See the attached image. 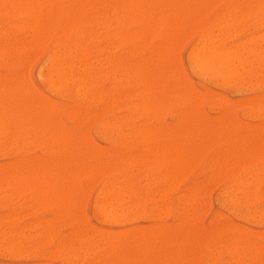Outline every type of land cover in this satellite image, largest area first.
Listing matches in <instances>:
<instances>
[{"label": "rangeland", "instance_id": "obj_1", "mask_svg": "<svg viewBox=\"0 0 264 264\" xmlns=\"http://www.w3.org/2000/svg\"><path fill=\"white\" fill-rule=\"evenodd\" d=\"M23 1L24 0H22V1L20 0V1L16 2L14 0V2H13L12 0H9L7 2V0L6 1L0 0V85H1L0 86V89H1L0 90V92H1L0 93L1 94V96H0V98H1L0 99V109H1L0 110V112H1L0 119H2L0 121V128H1L0 129V173H1V175H0V179H1V181H0L1 182L0 196L2 197V198L0 197V252H1L0 253V264H114L115 261H116L115 264H137V263L142 264V262H143V264H144V262H145V264H175V263L176 264H210V263L211 264H255V263L256 264L257 263L258 264H261V263L264 264V262H263L264 258L262 257L264 255L263 254V252H264V217H262V215L264 216V213H263V211H264V188L261 187V186L264 187V164H263L264 163V146L262 147V145L264 143V133H262V132H264V62H263L264 61V59H263V57H264V55H263V53H264V0H190V1L185 0V5H184V0H182L183 2L181 1L182 3L181 2L179 3L180 0H169V1L164 0L163 4H162L163 6H161L162 0L161 1L160 0H154V2H153V0H147V1L142 0V2H141V0L140 1L139 0H137V1L136 0H115L117 6L115 5L114 0H113V2L111 0H108V2H107V0H105V2H104V0H94L93 2H91L92 0H76V1H78V4L76 3L75 0L74 1L69 0L70 2L68 0H66V2H65V0H50L48 2L47 6H46V3L42 2L43 3L42 5L43 6L45 5V7H48V8H45L46 9L45 14H44L45 10L42 8V11H44V12L42 13L40 11L41 12L40 14L41 15H47L49 12L50 13H49V15H47L48 20L45 21L47 26L44 25L45 22H43V24H42L39 21V24L40 25L42 24L40 26L41 28H39L41 31L38 29V23H37L39 20V18H38L39 16L37 17V15L39 13L38 12L36 13L33 10H32L33 12H30L32 8L31 9L29 8L30 10L28 11V7H33L37 3H39L38 0H30V1L25 0L24 2ZM67 1H68V3H67ZM71 1H72V4H71ZM82 1H84V3H86V5ZM101 1H102V3H101ZM109 1H110V3H109ZM119 1H120V3H119ZM125 1H126V3H125ZM29 2H30V4H29ZM51 2H52V4H51ZM53 2H54V4H53ZM58 2L59 3L61 2V4H59ZM122 2L125 4L124 6H123ZM127 2H128V4H129V2H132V4L134 3V5L130 4L132 6V8L130 5H127L128 8L129 7L131 8V9L129 8L130 13H131L130 16L132 15V11L135 12L137 7H140V6H138L139 2L142 3V5L141 4L140 5H141L143 11H144V7L146 10V6L149 5L147 8V9H149V11H147V12L148 13L150 12V13L147 14V12L145 13V11H144V14H146V16H144L143 12H141L142 9L140 8L141 10L138 9L140 14L138 15L137 12H135L134 14H136V16L133 15L134 19L132 18V21H131L128 18L129 11L127 12V15L125 12ZM143 2H144V4H143ZM164 2H165L166 7L168 5L171 7L172 10L173 9H174V11L176 10L175 13L170 9V7L164 8L165 9L164 10L163 9ZM177 2H178V5H177ZM250 2H252V3H250ZM20 3H21V5H20ZM79 3H80V6H79ZM91 3H93V7H91L92 6ZM100 3H101V5H100ZM112 3L114 5L111 6V11H110V5ZM154 3H156V5ZM74 4L75 5L77 4L78 8ZM135 4H136V6H135ZM16 5H17V7H16ZM69 5H70V8H69ZM72 5H74V7H72ZM83 5L86 7H84ZM107 5H108V8H106ZM144 5H146V6H144ZM173 5H175V7ZM182 5L185 7H182ZM190 5H192L191 8H189ZM5 6H7L8 8ZM114 6L118 9H115ZM120 6H123V7L120 8ZM157 6L158 7L161 6L160 9H162V11L164 10L163 13L166 14L165 15V18H166L165 21H164V15L161 12V10H160L161 18H160V15H158V11L156 12ZM198 6H200L201 8L200 7L198 8ZM237 6H238V8H237ZM250 6H251V8H250ZM3 7H5L8 10V12L5 10L3 11V9H5ZM10 7L12 8V10ZM23 7H24V10H23ZM53 7H55V8H53ZM71 7H72V9H71ZM192 7H193V9H192ZM245 7H247V8H245ZM17 8L19 9V13H18ZM76 8H77V10L75 12ZM93 8H94V10H93ZM152 8H154L155 11L152 10ZM168 8L170 9V13L172 11L173 14L168 13ZM20 9H21V11H20ZM47 9H51V10L48 11ZM58 9L60 11H58ZM67 9H69V11ZM108 9H109V12H108ZM13 10H14V13H13ZM34 10H36V9L34 8ZM66 10H67V12H66ZM105 10H106V15L108 13V16H105ZM121 10H122V12H121ZM157 10H159V9L157 8ZM9 11H10V13H9ZM53 11H55V12L53 13ZM79 11H80L81 16L79 15ZM84 11H87V12H85L86 13L85 16L83 13ZM123 11H124V14L126 16L123 15ZM178 11H179V13H178ZM74 12H75V14H74ZM117 12H121L120 17H122L123 19L120 20V18H119L120 13L118 14ZM153 12H154V15H153ZM155 12L158 16L155 14ZM58 13L60 15H58ZM98 13H99V15H98ZM151 13H152V15H151ZM176 13L179 15L177 16ZM220 13H221V15H220ZM235 13H238L239 16H236ZM33 14H35L36 16ZM64 14H65V16H64ZM67 14H69V15H67ZM86 15H87V17H86ZM117 15H118V18H116ZM137 15H138V18L140 17V20L141 19L143 20V16L146 17V19L144 18V20L146 22L145 27L143 28L144 31L141 28V26L139 25L143 21L141 20L140 23L139 22L137 23L135 21L137 18ZM167 15H168V17H167ZM33 16H35V17L33 18ZM56 16H57V18H56ZM152 16L155 17V18H153V21H152ZM58 17H59V21H58ZM106 17H107V19H106ZM147 17H148V19H150L151 27H149L150 22L148 21ZM169 17H170V21L168 19ZM30 18L32 19L31 21H30ZM51 18H52V20H51ZM87 18L89 20H93V21H89ZM110 18H111V20L114 18L116 20V22H115L116 24H114V20H112V22H110ZM69 19H71V21H69ZM102 19H104V20L102 21ZM154 19H155V23H154ZM216 19H217V23H216ZM75 20L78 23L74 24ZM84 20H85V22H84ZM32 21H33V23H32ZM108 21H109V23H108ZM133 21H135V23ZM27 22H30L31 24L28 25ZM48 22H49V25H48ZM122 22L124 25L122 24ZM152 22H153V26L155 27V30L152 26ZM26 23L28 26L24 27V24L26 25ZM83 23H85L84 26H83ZM117 23H118V26H117ZM163 23L165 25H163ZM171 23L173 24V27H172ZM51 24H53L54 26H51ZM88 24H90V25H88ZM109 24H110V26H109ZM157 24H158V26H157ZM170 24H171V27H170ZM33 25H34V29H33L34 32H32V30L30 31L28 29L30 26L33 28ZM62 25H64V26H62ZM97 25H99L98 28H96ZM103 25H105V28ZM162 25L164 26V28ZM215 25H216V27H214ZM111 26H115L116 32L114 31V27H111ZM156 26L158 28H156ZM168 26H169V28H168ZM217 26H219V28L222 27V32L221 31L218 32L219 30H218ZM36 27L38 30L36 29ZM54 27H55V29H54ZM61 27L63 28V30ZM109 27H110V30L108 31ZM46 28H48L47 31H46ZM103 28H104V31H103ZM118 28H120V30ZM148 28H150L152 30H150ZM173 28L175 30V33L173 32ZM121 29H122V31H121ZM27 30H28V32H27ZM140 30H142V32ZM36 31H37V33H36ZM95 31H96V33H93ZM180 31H181V33H180ZM30 32H31V34H30ZM44 32H46L45 35H44ZM64 32H65V34H64ZM109 32H110V34H108ZM111 32H112V34H111ZM121 32H122V34H121ZM132 32H133V34H132ZM135 32H137V34ZM140 32L143 33V35H141ZM224 32H226V33H224ZM32 33H33L34 37H33ZM38 33L40 36L39 35L36 36ZM116 33L117 34L119 33L120 35L119 34L117 35ZM124 33H125V35H127V34L129 35V33H131V35L125 36V38L127 37V39H125L126 44L123 42L124 36H121ZM214 33L215 34L218 33V34L215 36ZM221 33H223V34H221ZM96 34L98 36H96ZM101 34H103V35H101ZM134 34H136V35H134ZM163 34H165V35H163ZM41 35H42V38H41ZM46 35H48L47 37L51 36V37H49L50 40L47 39ZM53 35H55V38ZM56 35H58V38H56ZM60 35L63 39L61 37H59ZM79 35H81V36H79ZM133 35H134V37H133ZM168 35H169V37H168ZM131 36H132V39H131ZM32 37L34 40L32 39ZM78 37H80V38H78ZM118 37H120V39ZM170 37H172L171 40H170ZM15 38L16 39L19 38L20 43H21V41H22V43L20 44L19 40H17L18 43L15 42L16 41ZM23 38L25 40H26V38H28V40L30 38V41L27 40L25 43ZM37 38H38L39 42L36 41ZM39 38H40V40H39ZM140 38H141V40H140ZM208 38H209V40H208ZM219 38H220V40L218 41ZM46 39L48 41H46ZM206 39L208 40V42L206 41ZM213 39H215V40H213ZM8 40H9V42H8ZM31 40H33V41H31ZM76 40H79V41L76 42ZM167 40H168V42H167ZM172 40H173V44H170V41L172 43ZM64 41H65V43H64ZM68 41H69V43H68ZM70 41H72V43ZM217 41H218V43L216 44ZM4 42H5V44H3ZM27 42H30V44H32L31 42H33L32 45L34 46V48L29 43L27 44ZM40 42H41V44H40ZM121 42L123 43L122 45H121ZM16 43H17V45H16ZM24 43L26 44V46ZM50 43L53 45V47ZM62 43L65 45H63ZM75 43H76V45H75ZM132 43H134V44H132ZM214 43L216 44L215 50L217 52L223 54L222 55L223 57L226 56L227 59L220 57V58H223V59H221L220 62H218L220 59V58H218V61L210 63L211 66L209 64H208L209 66L206 64V66L208 68L211 67L210 69H208L207 67L205 68V63H202L199 61L200 59L198 60V63H197V61H196L197 57H198L197 54H200L201 47H203V45L204 46L207 45L206 47L209 46V48H213V46L215 45ZM245 43H246V45H244ZM35 44H37V45H35ZM42 44L43 45L46 44V45L43 46ZM66 44L68 45L67 47H66ZM15 45H16V47H15ZM22 45H23V47H22ZM143 45H144V47H143ZM160 45H161L162 51L160 50V48L157 49ZM54 46H55V48H54ZM61 46H62V48H61ZM1 47H2V49H1ZM10 47H12V48H10ZM56 47H57V49H56ZM64 47H65V51L63 49ZM72 47H73V50H71ZM98 47H99V49H98ZM53 48H54V50H53ZM102 48H103V50H101ZM105 48H106V50L107 49L108 50L105 51ZM192 48L193 49L198 48V49H200L199 50L200 52L199 51L196 52L197 50H195V49L193 51ZM261 48H263V50H261ZM254 49L256 52L259 51V54H258V52L256 54ZM259 49L261 50V55H260ZM59 50L61 52L64 51L66 53L64 59H65V63L68 62V64L66 63V65H65V66L68 65V70L66 67V70L64 72V76L66 74L64 86H61L60 88L56 87L54 90V88L51 87L49 82L47 81L46 76L44 77V74L47 75V73H48L47 72L48 66L52 62V59L50 61V58L54 57V53H56V54L59 53ZM68 50H69V56L70 57L67 55ZM155 50L157 51L156 52L157 55H154ZM6 51H8V52H6ZM262 51H263V53H262ZM33 52L36 55H34ZM254 52H255V56H254L255 58L253 57ZM71 53L74 55H77V56H75V59H74V55L71 56ZM236 53H237V55H236ZM14 54H15V56H14ZM158 54H159V56H158ZM193 54H194V57H193ZM146 56L148 58V60H147L148 62L145 61L147 59ZM148 56H150V57H148ZM21 57H22V59H21ZM26 57H27V59H26ZM164 57H165V59H164ZM251 57H252V60H251ZM5 58H6V60H5ZM31 58L34 61L31 62V60H32ZM107 58H108V60H107ZM194 58L196 60H194ZM239 58H240V60H239ZM253 58L256 61L253 60ZM261 58H262V60H261ZM9 59H10V61H12V63H9L10 62ZM76 59H77V61H76ZM115 59H116V61H115ZM169 59H170V61H169ZM191 59H193V60H191ZM71 60H72V62H71ZM190 60H191V63H190ZM195 61H196V64H195ZM225 61H226V63H225ZM230 61H231V63H230ZM192 62H194V63H192ZM228 62H229V65H228ZM216 63H217V66H216ZM219 63H220V65L223 63V65L220 66ZM73 64H75V65H73ZM91 64H92V66H91ZM97 64H99V65H97ZM193 64H195V66H193ZM202 64H203V66L201 68V71H199V69H200L199 66H201ZM232 64H235V65L237 64L236 65L237 69H235L236 74L234 73V71H232V70H234V67L232 66ZM76 65H77V67H76ZM105 65H107L108 68L107 67L104 68ZM191 65L193 66L192 68L190 67ZM213 65H214L215 70H213V67H212ZM230 66H231V68H228ZM69 67H70V69H69ZM94 67H96V68H94ZM223 67H225V68H223ZM83 68H85V69H83ZM217 68H218V70H217ZM227 68H228V70H227ZM81 69H82V71H81ZM113 69H114V71H113ZM192 69L193 70L195 69V73ZM204 69H207L206 72L207 73L209 72L208 75L204 71ZM106 70H108L107 75L105 74ZM196 70L198 71V73H196ZM66 71H67V73H66ZM84 71H85V73L83 74ZM103 71H104V74H103ZM213 71H214V73H215V71L218 73V74H216L217 79H216V76H212V75H215L213 73ZM121 72L124 75H127L128 77L124 79V75ZM126 72H128V73H126ZM129 72H130V74H129ZM149 72H150V75L148 76ZM153 72H154V74H153ZM200 72L202 74L201 77L199 76ZM100 73H102V76ZM230 73H231V76H230ZM77 74H78L79 80L77 78ZM96 74L97 75L99 74V79L97 78ZM144 74H146V75L144 76ZM197 74H199V75L196 76ZM224 74H226V75L228 74V77L224 76ZM233 74H235L236 76H234ZM103 75H105V77ZM132 75H134V76L132 77ZM139 75H140V77H139ZM221 75H223L224 77ZM8 76H9L10 82H9V80H8V82L6 81ZM27 76H28V78H27ZM69 76H71V77H69ZM130 76L132 78H130ZM219 76H220V78H218ZM91 77H93V78H91ZM199 77L201 78L200 80H199ZM211 77L212 78L214 77L213 78L214 80L210 79ZM234 77H236V80L233 81ZM74 78H76L77 81ZM82 78H84V79L80 80ZM103 78H104V80H103ZM222 78H223V80L226 78V80H224L225 86H223ZM231 78H232V81H231ZM21 79H22V81H21ZM215 79H216V81H215ZM94 80H95V83H94ZM2 81H3V84L5 87H6L5 82L8 85L7 88L3 87L4 92L2 90V84H1ZM12 81L13 82L16 81L15 83H13L14 85L11 84ZM23 81H25L27 85L25 84V82H24V84H22ZM79 81H81V83ZM249 81H251V82H249ZM68 82H70V83H68ZM148 82L150 83V85L148 84ZM248 84H250L251 86ZM69 85H70V87H69ZM147 85H149V86L147 87ZM15 86L17 88H15ZM18 86L20 87V89H18L19 88ZM21 86H23V91H22ZM85 86H86V88H85ZM89 86H90V88H89ZM153 86H154V88H153ZM242 86H244V87H242ZM13 87L16 90H14ZM146 87L148 90L146 89ZM116 88H118V91ZM12 89L14 90V92ZM154 89H155V92H153ZM33 90H34V92H32ZM60 90H61V92H60ZM102 90H103V93L101 92ZM106 90H107V92H106ZM145 90L148 91V92H146V94H145ZM149 90H150L151 94H150ZM15 91H16V93H15ZM27 92H29L30 94L29 93L27 94ZM109 92H111L112 97L110 96ZM137 92L139 94H137ZM187 92H188L189 97H187L188 96ZM62 93H64V94L62 95ZM77 93H78L79 97H78ZM79 93H81V94H79ZM177 93L180 95V97ZM23 94H24L25 98H24ZM31 94H32V96H31ZM87 94L90 96H88ZM184 94H185L184 98L186 101L183 100ZM11 95H13L12 96L13 99H12ZM15 95H16V97H15ZM29 95H30V97H29ZM34 95H35V97H34ZM190 95H191V98H193V100H195L194 98H196L195 101L197 104L194 103V101H192V100L188 101V100H190ZM22 96L24 99L22 98ZM65 96H66V99H65ZM85 97L86 98L89 97L88 98L89 101L85 100ZM90 97H91V99H90ZM116 97H117V99H116ZM150 97H151V101H150ZM180 98H181V101H180ZM2 99H4L3 100L4 102L6 101L5 102L6 105L5 104L3 105L4 102L2 101ZM33 99H34V101H33ZM94 99H96L95 103H94ZM146 99H147V101H146ZM178 99H179V101H178ZM17 100H18V102L20 101L21 103L19 104L17 102ZM91 100H93V102ZM106 100H108V101H106ZM148 100L150 101V105L152 106L151 111H150V109H151L150 105H149L150 108L148 107L149 111L145 109V108H147V104L149 103ZM41 101L43 104L41 103ZM110 101H112V102L110 103ZM179 102H181V104ZM182 102H183V104H182ZM33 103H34V105H33ZM142 103H145L146 107H144V105H142ZM154 103H156L155 106H154ZM15 104H16V106H15ZM192 104H193L194 110H192V108L190 109V107H189V105L192 107ZM10 106H11L12 110H11ZM17 106H19L20 108L19 107L17 108ZM26 106H27V109H26ZM85 106H86V108H85ZM42 107L45 108L46 111H45V109L43 111ZM6 108L8 109L7 111H6ZM9 108H10V110H9ZM23 108H24V110H23ZM15 109L18 110V112ZM41 109H42L43 113H42ZM64 109H65V112L63 111ZM153 109H154V111H153ZM14 110H15V112H14ZM27 110H28V112H27ZM34 110H35V112H34ZM39 110H40V113H42V114L38 113ZM80 110H81V112H80ZM67 111H68V113H66ZM78 111H79V113H78ZM187 111L190 113V115ZM73 112H75V113H73ZM185 112H186V116H185ZM44 113H46V114H44ZM50 113H51V115H50ZM182 113H184V115ZM195 113H196V115H195ZM7 114L9 115V117H7ZM14 114H15V116H14ZM37 114H38V116H37ZM67 114H68V116H67ZM69 114H70V116H69ZM82 114H83V116H82ZM42 115H43V118H42ZM44 115H45V118H44ZM16 116H17L18 120H17ZM81 116H82V118H81ZM52 117H53V120H52ZM179 117H180L181 121L178 119ZM188 117H189V120H188ZM9 118H10V120H9ZM94 118H96V122H95ZM190 118L193 121V123H194V121H195V123H197V124L194 123L195 124L194 127L192 126L193 124L190 121ZM6 119L8 121H6ZM19 119H20V121H19ZM119 119H122V122L121 121L118 122ZM177 119L179 120V122H178L179 125H177L178 124L176 122ZM29 120H30V122H28ZM34 120L36 123L34 122ZM38 121H40V123ZM14 122H15V124H14ZM41 122H43V123L41 124ZM47 122H48V124H47ZM100 122L102 124L101 126H100ZM187 122H189V126H188ZM24 123H25V125H24ZM28 123L30 125V128H29ZM37 123L40 126H38ZM98 123H99V127H98ZM180 123H182L181 126L183 127L182 128L183 130L182 129L180 130V128H181ZM2 124H5V127ZM13 124L15 126H13ZM19 124H20V126H19ZM35 124L37 127L36 126L34 127ZM109 124L112 126L109 127ZM8 125L11 127V129ZM22 125L26 126V127L25 128L21 127ZM31 125H33V126H31ZM114 125H115V128H114ZM199 125H201V128ZM174 126L177 127V130ZM179 126H180V128H179ZM6 127H9V128H6ZM14 127H15V129H14ZM16 127H17V129H16ZM33 127H34V130H33ZM41 127H42V130H41ZM107 127H109L110 129L107 130ZM123 127H125V128H123ZM187 127L188 128L191 127L192 131L190 129H188ZM2 128H3V130H2ZM101 129H102V131H101ZM104 129H106V131ZM199 129H200L202 135L199 132ZM206 129H207V131H206ZM11 130H12V132H11ZM54 130L55 131L57 130V133L61 134L60 138L59 137L57 138L58 134ZM109 130H110V132H109ZM123 130H124L125 134H123V132H122ZM136 130H137V132L139 131L138 133L140 135L136 132ZM175 130H176V132H175ZM33 131H34V133L36 132L37 134L36 133L34 134ZM148 131H149V133H148ZM190 131H191V135H190ZM220 131H224V132H222V134L220 135V133H221ZM13 132H14V135H13ZM46 132H47V134H46ZM128 132H130V134H128ZM156 132L158 134H156ZM205 132H207V133H205ZM9 133H10V135H9ZM29 133H30V135H29ZM31 133L33 134L32 137H31ZM50 133H53V134L55 133V135H54L55 137L51 134V139H50ZM134 133L135 134L137 133V135L135 136ZM152 133L153 134L155 133V135H153ZM166 133H167V135H166ZM170 133L173 135H170ZM176 133H177V135H176ZM178 133L180 135L182 134V136L179 137ZM192 133H194L193 136H192ZM198 133L200 134V136ZM41 134H42V137H40ZM63 134H65V135L63 136ZM79 134L81 137L79 136ZM122 134L124 135V137L122 136ZM131 134H133L134 136ZM186 134H187V138L185 139ZM195 134H196V136H195ZM261 134H262V136H261ZM23 135H24V137H23ZM70 135H71V137H70ZM101 135H102V137H101ZM143 135H147V137H149V139L147 137L144 138L145 136H143ZM224 135H225V137L222 138ZM236 135L238 137V143H237ZM151 136H152L153 141L151 140ZM160 136H161V138H160ZM172 136H173L174 140H173ZM258 136H260L262 139L260 137L258 139ZM12 137H13V140H12ZM35 137H36V139L34 141ZM38 137L40 138V142H39ZM44 137L46 138V140L44 139ZM128 137L131 139L128 140ZM140 137H141V139H144V142H143V140H140ZM163 137H164V141H163ZM249 137H250V139H249ZM31 138L33 139V142H32ZM47 138H48V141H47ZM155 138H156V140H155ZM181 138H182V141H181ZM231 138H234V139H231ZM10 139H11V141H10ZM20 139H21V141H20ZM30 139H31V141H30ZM73 139L75 140V142H72V141H74ZM160 139L162 140V142L160 141ZM165 139L167 140V143H166ZM175 139H176L177 143H176ZM184 139H185V142H184ZM197 139L199 140V142L197 141V146H196V140ZM251 139H252V142H251V145H249L250 144L249 140L251 141ZM2 140H3V142H2ZM27 140H28V142H27ZM84 140L86 143L84 142ZM106 140H108V141H106ZM138 140H140L139 143H141V144H138V146L136 148ZM157 140H158V144H157ZM168 140H169V142H168ZM6 141H7V145L5 147L4 144H6ZM63 141H65V142L63 143ZM151 141L153 142V147H152ZM170 141L171 142L173 141L171 145H170ZM239 141L241 143H239ZM255 141L256 142L258 141V143H255ZM260 141H261L262 145L261 144L259 145ZM18 142H19V144H18ZM30 142H31V144L33 143L32 144L33 147H31ZM57 142H58V144H57ZM70 142L72 143V146H71ZM82 142H84L85 144ZM127 142H129V144ZM179 142L180 143L182 142L183 144L179 145ZM233 142H234V144L235 143L236 144L234 145ZM242 142L243 143L247 142V144L244 143V144H246V146H244V144ZM36 143H37V145H36ZM46 143H47L48 148L46 147ZM60 143H61V146H60ZM68 143H70V145H68ZM80 143H82V145H80ZM145 143L148 147H146ZM148 143L150 144V149H149ZM159 143H160V147H158ZM193 143H195L196 148H194ZM2 144H3V146H2ZM22 144H24V145H22ZM62 144H64L63 147L66 150H63V151L61 150L60 147H62ZM154 144H155V146H154ZM161 144H162V146H161ZM177 144H178V146H181V147L176 150V148H178ZM184 144L186 145V147L184 146ZM189 144H190V146H189ZM200 144H201V147H200ZM240 144H241V149L244 150L242 152H241V149L239 148ZM20 145H21V149H20ZM34 145H35V147H34ZM164 145L166 146V150H165ZM169 145H170V147L172 146L171 147L172 150H170ZM187 145H188L189 149H187V152H186ZM191 145H192V147H191ZM230 145H231V147L235 146V148H233V147L231 148V150L233 151L232 153L237 154L238 156L241 154V157L238 158L237 156L235 157L234 154L231 155L229 153L228 150H229ZM256 145H257V147H255ZM15 146H16L17 151L15 150ZM41 146L42 147L44 146L45 149L41 148ZM51 146H52V148H51ZM115 146H118L116 148V150H115ZM132 146H134V147H132ZM142 146H145L148 149H146ZM63 147H62V149H64ZM141 147H142L143 151L141 150ZM156 147L158 148L157 150H155ZM190 147H191V149H190ZM247 147H249L250 149L252 147V149L249 150V149H247ZM1 148L3 150H1ZM7 148H8V150L11 151V153H10V151L7 150ZM118 148H119V150H117ZM123 148H124L125 152H124ZM125 148H127V149H125ZM160 148H161V152H160ZM173 148H174L175 154L178 157H176V155L172 156V154H174ZM181 148H182V150H181ZM238 148H239V150H238ZM52 149H55L54 151H56V152L52 151ZM69 149H70V151H69ZM137 149H138V152H137ZM145 149H146V155L144 154ZM234 149H235V151H234ZM245 149L250 151V155H248L249 153H247L245 151ZM43 150L46 151V154H45V151H43ZM58 150H59V153L62 152V157L60 156L61 154L60 155L58 154ZM126 150H127V152H126ZM158 150H159V156H158ZM178 150H179V153L181 150L182 157H181V154L178 153ZM222 150H223V152H222ZM256 150H257V152H262V153L259 154L256 152ZM12 151H14L13 154H12ZM68 151H69V153H68ZM135 151L137 152V154ZM162 151H163V153H162ZM176 151H177V153H176ZM63 152H64V154H63ZM141 152H143V154L140 155ZM245 152H246V154L244 155ZM113 153L116 154L117 156H114ZM121 153H122V156H121ZM128 153H129V155L127 156ZM152 153H153V155L151 156ZM186 153H187V157H186ZM188 153H191L190 157H189ZM53 154L55 155V157ZM57 154H58V156H57ZM135 154H136V156H138V159L135 156ZM167 154L169 155V157L167 156ZM170 154L172 157L170 156ZM193 154H194V156H193ZM254 154H256V155L254 156ZM258 154H259V156H262V157H260V159H258ZM184 155H185V157H184ZM225 155H226V159H225ZM219 156H221L220 157L221 159L223 157V159L221 160L219 158ZM229 156H230V158H229ZM245 156H247V158H250V160H249L250 163L248 162V159ZM248 156H250V157H248ZM29 157H30V159H29ZM122 157H123V159H122ZM179 157H181L180 161H179ZM188 157H189V159H188ZM232 157H233V163H232V161H229V159H232ZM26 158L31 160L32 163L34 162L35 164H32V163L31 164L35 165L36 168L39 165L43 168H44V165L45 166L47 165L46 168L49 171L46 168H44L45 169L44 171H43V169L40 168V171L38 170L39 171L38 173H40V174H36L35 178H34L35 172H32L33 173V176H32V173L30 174V171H31V168H30V171H28V177L26 179V177L24 175H25V171L27 172L26 164L28 165V162H29V160ZM51 158H52V161L54 160L55 164L58 166L60 164L57 161L60 162V160H61L60 163L62 164V167L60 166L59 169L56 168V170H55V164H54V169L52 171ZM58 158H59V160H58ZM68 158L70 161L68 160ZM117 158H118V160H117ZM155 158H156V160H155ZM162 158H163V160H161ZM167 158H168V160L170 159L169 164L172 166L171 167L172 171L169 168L170 165L168 166V164H166V163L164 164V167H162L164 159H165V162L167 161V163H168ZM173 158L175 159V162L173 161L174 160ZM177 158H178V160H177ZM185 158H186V161H187V159L189 160V164H188V162L185 161ZM242 158H243V160H242ZM245 158H246L247 162L245 160V164L243 165ZM253 158L255 160H252L254 162L252 164L251 159H253ZM261 158H262V160H261ZM21 159L23 160L22 162L20 161ZM130 159H132V161ZM171 159H173V160H171ZM192 159H193V161H192ZM234 159L235 160L239 159V161H243V162H242V164L239 161H236V163H235ZM18 160L20 161L19 162L20 170L17 171V173H19V175L17 173H15L17 168H14V166L18 167V165H17ZM48 160H50V162L47 163ZM65 160H67V162H65V164H67V165L63 164V162ZM133 160H134V162H133ZM182 160L184 161V163H182L183 162ZM215 160H217V161L215 162ZM25 161L27 162L26 164H25ZM136 161H137V163H135ZM171 161H172V163H171ZM222 161H224L225 164H223ZM258 161L261 163H259ZM41 162H42V164H40ZM69 162L70 163L76 162L78 164H76V163L75 164L74 163L68 164ZM123 162H124V164H123ZM128 162L130 164L132 163V165H130V167H129ZM179 162L182 164V166ZM217 162H218V164H217ZM255 162H256V164H255ZM10 163H13V170H12V166H11L12 164L10 165ZM211 163H212V165H211ZM230 163H232L234 165L232 166V165H230ZM14 164H16V165H14ZM146 164H147V167H146ZM186 164H187V172H186ZM226 164L230 166L232 172H231L229 167L226 166V168H225ZM239 164H240V166L242 165L241 168L239 167ZM50 165H51V167H50L51 169L49 168ZM173 165H174V167H173ZM222 165H224V166H222ZM237 165H238L239 169L236 168ZM64 166H65V168H64ZM155 166H158V167H155ZM177 166H179V169ZM35 167L33 166L32 169L33 170L36 169ZM148 167H150V169ZM151 167H152V170H151ZM161 167H162V169H161ZM165 167H166V169L170 170V173L168 170H167V172H166V170L164 171ZM131 168H132V170H131ZM28 169H29V166H28ZM144 169H146V170H144ZM176 169H177V171H176ZM236 169H237V172H236ZM11 170H12V172H14V175L17 176V177L13 176L14 181L16 180L15 182L13 180L11 182V179H13L12 175H11V177L9 175V172ZM57 170L61 171V173L58 172ZM182 170L185 172H183ZM238 170H240V171H238ZM20 171H21V176H20ZM51 171L52 172L55 171V173H57V175H58V173H59V175L60 174L61 175L57 176L53 173L54 174V176H53ZM148 171H149V174H148ZM46 172H49V176H51V178L49 176L45 177ZM108 172H109V174H108ZM177 172H179V173H178V177H176L177 180L175 183V176H177V174H175V173H177ZM239 172H240V174H239ZM50 173H51V175H50ZM163 173H164L165 179L162 176ZM165 173H169V175L172 173V176L170 175V176L166 177ZM236 173H238L237 174L238 176L236 175ZM43 174H44V176H43ZM145 174H147V175L145 176ZM245 174L247 177L245 176ZM6 175H9V178H8L9 181H8ZM22 175H23L24 179H22ZM29 175L32 177H30ZM211 175H213L214 177ZM242 175H243V177H242ZM155 176H156V179H155ZM249 176L252 178L250 179ZM256 176L258 177V179H256L257 178ZM19 177H21L20 182H19ZM54 177L56 179H61V180H58L60 182L62 181V179L64 181V178H66V180L63 182V184L61 183L63 186H65V188H63V186L60 184V182L57 183V180L55 179L56 183L60 184L56 188V184L54 183L55 182L54 179L52 181V178H54ZM158 177L162 178V179L159 180ZM170 177H172V178H170ZM4 178H5V180H4ZM32 178H34V179H32ZM42 178L44 180H42ZM151 178H153V179L151 180ZM25 179L27 181H28V179H30V185H29V181L25 185V183H26ZM45 179L49 180L50 183L52 182L51 183L52 187H51V184H49V182L45 183L46 182ZM118 179H119V181H118ZM148 179H149V181H148ZM166 179L168 181V184H167ZM252 179H254V181ZM37 180H38V182H37ZM153 180L156 181V184H154L155 181H153ZM158 180H159V183H157ZM171 180H172V186H171ZM4 181H5L6 185H5ZM43 181H44V183H42ZM71 181H72V184H71ZM16 182H17V184H16ZM68 182H69V185H68ZM164 182H166V183H164ZM234 182L238 183L237 184L238 186L236 185V188H235V185H233ZM255 182H256V184H255ZM259 182H261V183H259ZM21 183H23V184L21 185ZM64 183H65V185H64ZM119 183H120V185H119ZM9 184L11 185V187ZM41 184H42V189H44V187H45V190H44L45 192H47L50 189V187L52 189H50L49 191L52 192L53 190H55L54 192H52V195L54 196V198L56 200L52 197V195H50V197H49V194H48L49 191H48V193H47L48 197L46 196L47 197L46 199L49 201V203L51 201L52 202L50 204L47 203L48 201L45 202V199L43 197H44V194L46 195V193L44 192V194L42 195L43 191H42V189L41 190L39 189V185L41 187ZM12 185H13V188H12ZM34 185H35L36 191H38L37 194L39 193V195H37V196L41 197L40 196V194H41L44 201H40L42 198L40 200H39V197H38V199L36 198L37 196H35L36 191H34L35 190ZM116 185H118L119 188H117ZM59 186H62L61 189ZM149 186H150V188H149ZM245 186H246V188H245ZM53 187H54V189H53ZM162 187L164 189H161ZM165 187H166V189L168 188L166 194H165V192H166ZM66 188H69V190L67 191ZM103 188H104V190H103ZM234 188H235V190H234ZM243 188H245V190H244L245 192L242 191ZM62 189H64L63 190L64 194L61 196L60 193L62 192ZM65 189H66L67 193H66ZM240 189L242 192L240 191ZM99 190H100V192H102V190L104 192L99 193ZM105 190L106 191L108 190V192H106ZM139 190H140V192H139ZM228 190L231 191L229 193L230 197L228 196V192H229ZM41 191H42V193H41ZM122 191H123V193H122ZM132 191H133V193H132ZM262 191H263V193H262ZM55 192H56V194H54ZM57 192H59V195H60V197L58 196L60 198V199L58 198V200L55 197L58 195ZM77 192H78V194H77ZM117 192L122 196L117 195L118 194ZM225 192H227V195ZM248 192H249V195H248ZM113 193H115V194L113 195ZM232 193H233V196H232ZM240 193H244V194L241 195ZM251 193L253 196H251ZM189 194H191V195H189ZM71 195L73 196V198ZM98 195H100V196H98ZM112 195L115 197V199L113 198ZM187 195L189 198L188 201H187ZM162 196H163V198H162ZM247 196H248V200H247ZM116 197H117V200H116ZM121 197L123 198V200L121 199ZM190 197H192L191 200H190ZM250 197L252 198V200L250 199ZM62 198H64V202H63ZM71 198L73 199V201L71 200ZM108 198H112V200H110V203H108ZM131 198H132V200H131ZM160 198H161V200H160ZM53 199H54V204H52ZM67 199H70V201ZM125 199H127V200H125ZM170 199L173 202L170 201ZM249 199H250V201H249ZM254 199L256 201H254ZM113 200H114V203H112ZM231 200L233 202H230ZM68 201L70 203L72 201V203H71L72 206H71V204L68 203ZM116 201L119 203V205H117L118 203ZM183 201L185 203H183ZM74 202H75V205H74ZM133 202H135V204ZM60 203H61V205H60ZM64 203H65V205H64ZM67 203L69 206L67 205V208H66ZM106 204H108V206ZM133 204H134V206H133ZM104 205H105V207H103ZM55 206H58V208H56ZM98 206H100L99 208L104 209V211L108 210V208H109L108 212L105 211L108 213V215H105V216H107L106 220H104L105 219L104 214H103V216L100 214L101 210L98 208ZM130 206H131V208H130ZM258 206H259V208H258ZM121 207H122V209H121ZM139 208H140V210H139ZM146 208H147V211H146ZM110 209H112L113 212ZM135 209H136V212H135ZM165 209H167V210H165ZM67 210H68V212H67ZM93 210H94V212H93ZM95 210H98L99 216H98V212L96 213ZM132 210H134V212ZM189 210H191V211H189ZM59 211H61V212H59ZM69 211H70V213H69ZM161 211L164 213V215ZM172 212H173V214H172ZM249 212H250V214H249ZM60 213H61V215H60ZM109 213H110V216H109ZM118 213L120 214V217H119ZM146 213L149 215H147ZM186 213H187V216H186ZM161 214L164 217H162ZM191 214H192V216H191ZM257 214L258 215L260 214L259 217ZM122 215L123 216L126 215V217L124 218ZM127 215H128V217H127ZM155 215H156V217H155ZM159 215L161 217H159ZM197 215H198V217H197ZM253 215H254V217H252ZM111 216H112V218H110ZM137 216H138V218H137ZM13 217H15V219ZM186 218H188V220H186ZM129 220H130V222H129ZM14 221H15V224H14ZM118 222H120V223H118ZM9 226H10V228H9ZM163 228H165L166 231ZM222 228H224V229H222ZM11 229H12V231H11ZM17 229L19 231H17ZM20 229H21V232H20ZM149 229L151 231V238L149 237V235H150ZM152 229L154 231H152ZM225 229H228L229 231H227ZM142 230H143V232L145 230V233L147 232V234L143 235ZM155 230H156V232H155ZM6 231H7V233L5 234ZM118 231H121V233H119ZM148 231H149V234H148ZM13 232L15 234L13 235V238H12L11 234H13ZM22 232L24 233L23 237L21 236ZM111 232H112V234H111ZM113 232H115L116 236L114 235ZM116 232H118L117 233L118 235L116 234ZM154 232H155V234L159 233V237H157V234H156V236L152 238V233L154 234ZM219 232L223 236V238L221 237ZM225 233H226V236H225ZM8 234H9V236H8ZM160 234H161V237H160ZM211 234H212V236H211ZM19 235H20V237L18 239ZM25 236H27V238L29 237L28 241H27V238H25ZM106 236H107V238H106ZM144 236H145L146 242H144L145 239L143 240ZM165 236H166V238H168V240L165 238ZM81 237L83 239H81ZM102 237H103V239H102ZM122 237H124V238H122ZM171 237H172V239L175 238V243L173 242L174 240L172 241ZM70 238L73 241V245H72V241ZM73 238H75V241H77L76 243H75ZM100 238H101V240H100ZM126 238L128 239L129 242L126 240ZM157 238H158V241L161 238H163V239L160 240V242H158ZM21 239H23V241L25 243L24 245H23V241ZM78 239H80V241ZM176 239H177V242H176ZM238 239L240 242H242V244L238 241ZM243 239L245 241V243H244L245 248L247 246V243H248V246L251 243V245L249 247L247 246V251H248L247 256L248 257L245 256L246 250H244ZM124 240L126 241V243ZM131 240H132V242H130ZM147 240H148V242H149V240H151L152 244H151V242L147 243ZM165 240H166V243H165ZM231 240H232V242H230ZM233 240H234V242H233ZM18 241H19V243H22L21 246H20V244H18ZM154 241H155V243H154ZM169 241H170V243L168 244ZM5 242H6V244H5ZM161 242H162V244H161ZM14 243H16V245ZM80 243H81V245H80ZM127 243H128V246H127ZM141 243H142V245H141ZM156 243H157V245H156ZM232 243H233V247H234V243L241 244L240 248L238 247V250H237L236 247L238 246V244H235V249L233 250V248H232L231 249L232 252H231L230 246L232 247ZM221 244H223V245L221 246ZM226 244H228V246ZM65 245L67 246L66 249L64 247ZM146 245H148V246H146ZM149 245H150V247H149ZM202 245H206V246H204V248H203ZM214 245H215V247H214ZM141 246H143L142 249H140ZM251 246H252V249L254 251L250 248ZM106 247H109V248H106ZM145 247L148 251H146ZM153 247H154V249H153ZM178 247H179V250H181L180 252L178 250ZM181 247L183 248V250ZM201 247H202V249H201ZM206 247H209L210 249L206 248ZM224 247H225V251H224ZM91 248H93V249H91ZM99 248H100L101 254H98L97 250H99ZM105 248L107 249V251ZM110 248H113V250H111ZM175 248H176V250H175ZM212 248H213V250H212ZM241 248L243 251L241 250ZM6 249H7L8 253L6 252ZM94 249H95V251H94ZM114 249L115 250L117 249L116 250L117 252ZM133 249L135 250V252ZM256 249L258 250V253H256ZM28 250L30 252H28ZM91 250H92V253H88V251H91ZM142 250H144V251H142ZM235 250H236V253H235ZM250 250H251V255L249 256ZM145 251L147 253H144ZM183 251H184V253H183ZM252 251H253V253H252ZM18 252H19V254H18ZM78 252H79V254H78ZM95 252H97V253H95ZM181 252H182V254H181ZM93 253H95V254H93ZM97 254H98V256H97ZM104 254L107 257H105ZM135 254H137L136 255L137 260L135 259V257L132 258V256H135ZM152 254L153 255L155 254V255L152 256ZM209 254H210V256H209ZM259 254H261L262 256L260 257ZM203 255H204V257H203ZM231 255L233 257H231ZM10 256H14V257L11 258ZM76 257L80 260V262L77 263L78 259ZM97 257H99V259ZM117 257H119V259H121V260H118ZM127 257H128V259H127ZM173 257H174V259H173ZM185 257H186V259H185ZM250 257L252 260L250 259ZM116 258H117V260H116ZM75 259H76V262H75ZM106 259H107V261H106ZM170 259H172L173 261H170ZM234 259H236V260H234ZM164 260H165V262H164ZM181 260H182V262H181ZM259 260H261V261H259Z\"/></svg>", "mask_w": 264, "mask_h": 264}, {"label": "bare ground", "instance_id": "obj_2", "mask_svg": "<svg viewBox=\"0 0 264 264\" xmlns=\"http://www.w3.org/2000/svg\"><path fill=\"white\" fill-rule=\"evenodd\" d=\"M5 1H6V0H5ZM8 1H9V0H7V2H8ZM12 1L14 2V0H12ZM15 1L17 2V1H20V0H15ZM21 1H22V0H21ZM24 1H25V0H24ZM24 1H23V2H24ZM29 1H30V0H29ZM49 1H50V0H38L39 3H37L35 6H33V7H28V11L32 8L30 12L35 11L36 13H37V12L39 13V14L37 15V17L39 16V17H38L39 20H38V22H37V23H38V29L41 28L40 26L43 24V22H45L46 20H48V16H47V15H49V13H50V12H49L47 15H41V14H40L41 12H42V13L44 12V11H42V8L45 10L44 14L46 13V9H45V8H48V7H45V5L43 6V5H42V4H43L42 2L46 3V6H47ZM68 1H69V0H68ZM68 1H67V3H68ZM73 1H74V0H73ZM75 1H76V0H75ZM93 1H94V0H92L91 2H93ZM111 1L113 2V0H111ZM136 1H137V0H136ZM139 1H140V0H139ZM146 1H147V0H146ZM160 1H161V0H160ZM163 1H164V0H162V2H161V6H163V5H162V4H163ZM167 1H169V0H167ZM181 1H182V0H180L179 3H180ZM189 1H190V0H189ZM16 2H15V3H16ZM40 2H41V3H40ZM54 2H55V1H54ZM54 2H53V4H54ZM61 2H62V1H61ZM61 2H60V3L58 2V3L61 4ZM65 2H66V0H65ZM69 2H70V1H69ZM82 2L84 3V1H82ZM96 2H97V1H96ZM104 2H105V0H104ZM104 2H103V3H104ZM107 2H108V0H107ZM133 2H134V1H133ZM141 2H142V0H141ZM148 2H149V1H148ZM153 2H154V0H153ZM153 2H152V3H153ZM156 2H157V1H156ZM182 2H183V1H182ZM182 2H181V3H182ZM258 2H259V1H258ZM9 3H10V2H9ZM9 3H8V4H9ZM25 3H26V2H25ZM33 3H34V2H33ZM62 3H63V2H62ZM76 3L78 4V1H76ZM98 3H99V2H98ZM98 3H97V4H98ZM101 3H102V1H101ZM101 3H100V5H101ZM109 3H110V1H109ZM114 3H115V5L117 6L115 0H114ZM119 3H120V1H119ZM122 3H123V2H122ZM125 3H126V1H125ZM134 3H135V2H134ZM134 3L132 4V2H129V4H128V2H127V4H126V8H127V9L125 8V10H126V11H125V12H126V15H127V12L129 11L128 18H129V20H131V21H132V18L134 19V16H136V14H134V13L137 12V14L139 15L140 13H139V10H138V9H140V8L142 9V7H141L142 3L139 2V5H138V6H140V7H137V9H136L135 12L132 11V15L130 16V14H131V13H130V9L132 8V6H131L130 4L134 5ZM166 3H167V2H166ZM169 3H170V2H169ZM250 3H252V2H250ZM16 4H17V3H16ZM29 4H30V2H29ZM51 4H52V2H51ZM63 4H64V3H63ZM71 4H72V1H71ZM77 4H76V5L74 4V5L77 7ZM84 4L86 5V3H84ZM89 4H90V3H89ZM89 4H88V5H89ZM91 4H92L91 7H93V3H91ZM106 4H107V3H106ZM140 4H141V5H140ZM143 4H144V2H143ZM154 4L156 5V3H154ZM171 4H172V3H171ZM189 4H190V3H189ZM261 4H262V3H261ZM13 5H14V4H13ZM20 5H21V3H20ZM23 5H24V4H23ZM65 5H66V4H65ZM67 5H68V4H67ZM74 5H72V7H74ZM113 5H114L113 3L110 5V11H111V6H113ZM124 5H125V4L123 3V6H124ZM127 5H130L131 8L129 7V8H130V9H129V8L127 7ZM147 5H148V4H147ZM158 5H159V4H158ZM177 5H178V2H177ZM180 5H181V4H180ZM184 5H185V0H184ZM231 5H232V4H231ZM31 6H32V5H31ZM49 6H50V5H49ZM55 6H56V5H55ZM79 6H80V3H79ZM83 6H84V5H83ZM89 6H90V5H89ZM123 6H120V8H122ZM135 6H136V4H135ZM135 6H134V7H135ZM144 6H146V5H144ZM148 6H149V5H148ZM148 6H146V10H145V7H144V11H145V13H146L147 11H149V9H147ZM161 6H160V7H161ZM173 6L175 7V5H173ZM191 6H192V5H190L189 8H191ZM194 6H195V5H194ZM5 7H7V6H5ZM5 7H3V8H5ZM14 7H15V6H14ZM16 7H17V5H16ZM64 7H65V6H64ZM72 7H71V9H72ZM84 7H86V6H84ZM91 7H90V8H91ZM100 7H101V6H100ZM114 7H115V6H114ZM160 7L157 6V8H158L159 10H157V8H156V12L158 11V15H160L161 12L163 13V11L165 10L164 8H167V7H170V6L167 5V7H166V6H165V2H164V7H163L164 10H163V11H162V9H160ZM182 7H185V6L182 5ZM199 7H200V6H198V8H199ZM262 7H263V6H262ZM7 8H8V7H7ZM10 8H11V7H10ZM18 8H19V7H18ZM18 8H17V9H18ZM29 8H30V9H29ZM34 8H35L37 11L34 10ZM53 8H55V7H53ZM69 8H70V5H69ZM77 8H78V7H77ZM77 8L75 9V12H76ZM106 8H108V5L106 6ZM200 8H201V7H200ZM224 8H225V7H224ZM237 8H238V6H237ZM245 8H247V7H245ZM250 8H251V6H250ZM14 9H15V8H14ZM17 9H16V10H17ZM26 9H27V8H26ZM73 9H74V8H73ZM83 9H84V8H83ZM115 9H118V8L115 7ZM141 9H140V10H141ZM170 9H171V7H170ZM170 9L168 8V13H170ZM175 9H176V8H175ZM178 9H179V8H178ZM192 9H193V7H192ZM196 9H197V8H196ZM4 10L8 12V10H7L6 8L3 9V11H4ZM11 10H12V8H11ZM23 10H24V7H23ZM32 10H33V11H32ZM47 10L49 11V10H51V9H47ZM61 10H62V9H61ZM67 10L69 11V9H67ZM67 10H66V12H67ZM87 10H88V9H87ZM89 10H90V9H89ZM91 10H92V9H91ZM93 10H94V8H93ZM133 10H134V9H133ZM150 10H151V9H150ZM152 10H154V8H152ZM160 10H161V12H160ZM171 10H172V9H171ZM251 10H252V9H251ZM261 10H262V9H261ZM20 11H21V9H20ZM40 11H41V12H40ZM58 11H60V10L58 9ZM144 11H143V9H142L141 12H143V14H144ZM154 11H155V10H154ZM172 11L175 13L176 10L174 11V9H173ZM172 11H171L170 14H173ZM228 11H229V10H228ZM255 11H256V10H255ZM25 12H26V11H25ZM35 12H34V13H35ZM54 12H55V11H53V13H54ZM71 12H72V11H71ZM75 12H74V14H75ZM85 12H87V11H84V12H83V13H84V16H85V14H86ZM89 12H90V11H89ZM97 12H98V11H97ZM97 12H96V13H97ZM108 12H109V9H108ZM121 12H122V10H121ZM121 12H117L118 14L120 13V15H119L120 20L123 19L122 17H120V16H121ZM156 12H155V14H156ZM225 12H226V11H225ZM244 12H245V11H244ZM9 13H10V11H9ZM13 13H14V10H13ZM18 13H19V9H18ZM27 13H28V12H27ZM149 13H150V12H149ZM149 13L147 12V14H149ZM178 13H179V11H178ZM180 13H181V12H180ZM226 13H227V12H226ZM61 14H62V13H61ZM176 14H177V13H176ZM222 14H223V13H222ZM235 14H236V16H239L238 13H235ZM237 14H238V15H237ZM25 15H26V14H25ZM25 15H24V16H25ZM33 15H35V14H33ZM58 15H60V14L58 13ZM58 15H57V16H58ZM67 15H69V14H67ZM79 15H80V11H79ZM79 15H78V16H79ZM98 15H99V13H98ZM98 15H97V16H98ZM123 15L126 16V15L124 14V11H123ZM123 15H122V16H123ZM133 15H134V16H133ZM138 15H137V18L135 17V18H136L135 21H136L137 23H138V22L140 23V21H141L142 19L140 20V17L138 18ZM151 15H152V13H151ZM153 15H154V12H153ZM156 15H157V14H156ZM158 15H157V16H158ZM163 15H164V21H165V20H166V18H165V15H166V14L163 13ZM178 15H179V14H177V16H178ZM220 15H221V13H220ZM225 15H226V14H225ZM31 16H32V15H31ZM35 16H36V15H35ZM35 16H33V18H34ZM57 16H56V18H57ZM64 16H65V14H64ZM80 16H81V15H80ZM105 16H108V13H107V15H106V10H105ZM144 16H146V14H144ZM144 16H143V20H142L143 22L139 24V25L141 26L142 29L145 27V23H146L145 20H144V18L146 19V17H144ZM170 16H171V15H170ZM180 16H181V15H180ZM227 16H228V15H227ZM49 17H50V16H49ZM62 17H63V16H62ZM68 17H69V16H68ZM86 17H87V15H86ZM130 17H131V18H130ZM141 17H142V16H141ZM167 17H168V15H167ZM182 17H183V16H182ZM63 18H64V17H63ZM83 18H84V17H83ZM116 18H118V15H117ZM153 18H155V17L152 16V21H153ZM160 18H161V15H160ZM160 18H159V19H160ZM175 18H176V17H175ZM53 19H54V18H53ZM67 19H68V18H67ZM80 19H81V18H80ZM87 19H88V18H87ZM106 19H107V17H106ZM106 19H105V20H106ZM138 19H139V20H138ZM147 19H148V17H147ZM168 19H169V21H170V17H169ZM237 19H238V18H237ZM31 20H32V19L30 18V21H31ZM51 20H52V18H51ZM88 20H89V19H88ZM103 20H104V19H102V21H103ZM112 20H114V24H116V23H115L116 20H115L114 18H113ZM112 20H111V18H110V22H112ZM160 20H161V19H160ZM162 20H163V19H162ZM39 21H40V23H42L41 25L39 24ZM58 21H59V17H58ZM69 21H71V19H69ZM86 21H87V20H86ZM89 21H93V20H89ZM89 21H88V22H89ZM135 21H133V22L135 23ZM148 21L150 22V19H148ZM221 21H222V20H221ZM61 22H62V21H61ZM79 22H80V21H79ZM84 22H85V20H84ZM88 22H87V23H88ZM27 23H28V25L31 24L30 22H27ZM27 23H26V25L24 24V27L28 26ZM32 23H33V21H32ZM51 23H52V22H51ZM57 23H58V22H57ZM76 23H78V22L75 20L74 24H76ZM100 23H101V22H100ZM108 23H109V21H108ZM143 23H144V24H143ZM154 23H155V19H154ZM164 23H165V22H164ZM164 23H163V25H165ZM166 23H167V22H166ZM216 23H217V19H216ZM228 23H229V22H228ZM103 24H104V23H103ZM111 24H112V23H111ZM122 24H123V22H122ZM171 24H172V23H171ZM171 24H170V27H171ZM214 24H215V23H214ZM34 25H35V24H34ZM34 25H33V28L30 26L32 29H31L30 27L28 28L30 31L32 30V32H34V31H33V29H34ZM44 25H46V22H45ZM48 25H49V22H48ZM55 25H56V24H55ZM67 25H68V24H67ZM72 25H73V24H72ZM84 25H85V23H83V26H84ZM88 25H90V24H88ZM101 25H102V24H101ZM123 25H124V24H123ZM163 25H162V26H163ZM46 26H47V25H46ZM51 26H54V25L51 24ZM62 26H64V25H62ZM68 26H69V25H68ZM103 26H104V28H105V25H103ZM109 26H110V24H109ZM117 26H118V23H117ZM142 26H143V27H142ZM152 26H153V22H152ZM157 26H158V24H157ZM157 26H156V28H158ZM56 27H57V26H56ZM69 27H70V26H69ZM90 27H91V26H90ZM98 27H99V25H97L96 28H98ZM111 27H114V31L116 32V30H115V26H111ZM149 27H151V22H150V26H149ZM172 27H173V24H172ZM214 27H216V25H215ZM217 27H218V30H219L218 32H220V31L222 32V27H220V28H219V26H217ZM61 28H62V27H61ZM64 28H65V27H64ZM83 28H84V27H83ZM91 28H92V27H91ZM104 28H103V31H104ZM121 28H122V27H121ZM153 28H154V30H155V27H154V26H153ZM163 28H164V26H163ZM168 28H169V26H168ZM36 29H37V27H36ZM36 29H35V30H36ZM38 29H37V30H38ZM54 29H55V27H54ZM93 29H94V28H93ZM118 29L120 30V28H118ZM148 29H150V28H148ZM39 30H40V29H39ZM47 30H48V28H46V31H47ZM62 30H63V28H62ZM94 30H95V29H94ZM109 30H110V27H109L108 31H109ZM150 30H152V29H150ZM214 30H215V29H214ZM40 31H41V30H40ZM82 31H83V30H82ZM98 31H99V30H98ZM111 31H112V30H111ZM117 31H118V30H117ZM121 31H122V29H121ZM140 31L142 32V30H140ZM143 31H144V29H143ZM148 31H149V30H148ZM223 31H224V30H223ZM27 32H28V30H27ZM57 32H58V31H57ZM99 32H100V31H99ZM101 32H102V31H101ZM119 32H120V31H119ZM141 32H140V33H141ZM173 32L175 33L174 28H173ZM213 32H214V31H213ZM213 32H212V33H213ZM36 33H37V31H36ZM49 33H50V32H49ZM81 33H82V32H81ZM91 33H92V32H91ZM93 33H96V31L93 32ZM113 33H114V32H113ZM125 33H126V32H125ZM125 33H124L123 35H121V36H124V41H123L124 43H125V39H127V37L125 38V36H129V35H131V33H129V35H128V34L125 35ZM135 33L137 34V32H135ZM168 33H169V32H168ZM180 33H181V31H180ZM224 33H226V32H224ZM28 34H29V33H28ZM28 34H27V35H28ZM30 34H31V32H30ZM45 34H46V32H44V35H45ZM64 34H65V32H64ZM67 34H68V33H67ZM84 34H85V33H84ZM99 34H100V33H99ZM108 34H110V32H109ZM111 34H112V32H111ZM116 34H117V33H116ZM118 34H119V33H118ZM118 34H117V35H118ZM121 34H122V32H121ZM132 34H133V32H132ZM136 34H134V35H136ZM171 34H172V33H171ZM214 34H215V33H214ZM217 34H218V33H217ZM217 34H215V36H216ZM221 34H223V33H221ZM221 34H220V35H221ZM32 35H33V33H32ZM35 35H36V34H35ZM38 35H39V33H38L36 36H38ZM87 35H88V34H87ZM87 35H86V36H87ZM93 35H94V34H93ZM101 35H103V34H101ZM119 35H120V34H119ZM134 35H133V37H134ZM141 35H143V33H141ZM163 35H165V34H163ZM166 35H167V34H166ZM39 36H40V35H39ZM47 36H48V35H46V37H47ZM53 36H54V38H55V35H53ZM71 36H72V35H71ZM77 36H78V35H77ZM79 36H81V35H79ZM84 36H85V35H84ZM91 36H92V35H91ZM96 36H98V35L96 34ZM33 37H34V35H33ZM33 37H32V39H33ZM44 37H45V36H44ZM49 37H51V36H49ZM49 37H47L48 40H50ZM59 37H61V35H60ZM74 37H75V36H74ZM142 37H143V36H142ZM161 37H162V36H161ZM168 37H169V35H168ZM168 37H167V38H168ZM176 37H177V36H176ZM30 38H31V37H30ZM30 38H29V40H28V38H26V40L23 38V39H24V42L26 43L27 40L30 41ZM41 38H42V35H41ZM52 38H53V37H52ZM54 38H53V39H54ZM56 38H58V35H56ZM61 38H62V37H61ZM78 38H80V37H78ZM78 38H77V39H78ZM84 38H85V37H84ZM91 38H92V37H91ZM118 38L120 39V37H118ZM162 38H163V37H162ZM165 38H166V37H165ZM171 38H172V37H170V40H171ZM217 38H218V37H217ZM217 38H216V39H217ZM15 39H16V38H15ZM20 39H21V38H20ZM47 39H46V41H48ZM62 39H63V38H62ZM131 39H132V36H131ZM211 39H212V38H211ZM9 40H10V39H9ZM9 40H8V42H9ZM17 40H19V38L16 39L15 42H17ZM33 40H34V39H33ZM33 40H31V41H33ZM39 40H40V38H39ZM68 40H69V39H68ZM140 40H141V38H140ZM140 40H139V41H140ZM168 40H169V39H168ZM168 40H167V42H168ZM173 40H174V39H173ZM173 40H172V43H171V41H170V44H173ZM208 40H209V38H208ZM208 40L206 39L207 42H208ZM213 40H215V39H213ZM219 40H220V38L218 39V41H219ZM36 41H38V38H37ZM44 41H45V40H44ZM78 41H79V40H76V42H78ZM84 41H85V40H84ZM177 41H178V40H177ZM180 41H181V40H180ZM218 41L216 42V44L218 43ZM38 42H39V41H38ZM70 42L72 43V41H70ZM137 42H138V41H137ZM13 43H14V42H13ZM17 43H18V42H17ZM17 43H16V45H17ZM19 43H20V40H19ZM21 43H22V41H21ZM21 43H20V44H21ZM25 43H24V44H25ZM28 43L30 44V42H27V44H28ZM31 43L33 44V42H31ZM51 43H52V42H51ZM51 43H50V44H51ZM64 43H65V41H64ZM68 43H69V41H68ZM200 43H201V42H200ZM211 43H212V42H211ZM3 44H5V42H4ZM32 44H30V45L33 46ZM40 44H41V42H40ZM62 44H63V43H62ZM62 44H61V45H62ZM122 44H123V43L121 42V45H122ZM125 44H126V43H125ZM132 44H134V43H132ZM201 44H202V43H201ZM204 44H205V43H204ZM206 44H207V43H206ZM214 44H215V43H214ZM214 44H213V45H214ZM216 44L213 46L214 49H213V48H209V46L206 47L207 45H206V46L203 45V47H201V52L199 51L200 49H198V48L195 49V48H194L195 50H197L196 52H198V51L200 52V54H197V53H196V54L198 55V57H197V60H196L195 58H194V60H196L197 63H198V60L200 59V60H199L200 62L205 63V68L207 67L206 64H207V65L209 64V65L211 66L210 63H213V62H215V61H218V58L223 57V56H222L223 54H221V53H219V52H217V51L215 50V46H216ZM16 45H15V47H16ZM35 45H37V44H35ZM42 45H43V44H42ZM45 45H46V44H45ZM45 45H43V46H45ZM51 45H52V44H51ZM63 45H65V44H63ZM72 45H73V44H72ZM75 45H76V43H75ZM136 45H137V44H136ZM210 45H211V44H210ZM227 45H228V44H227ZM229 45H230V44H229ZM244 45H246V43H245ZM2 46H3V45H2ZM9 46H10V45H9ZM12 46H13V45H12ZM25 46H26V44H25ZM25 46H24V47H25ZM67 46H68V45L66 44V47H67ZM78 46H79V45H78ZM137 46H138V45H137ZM163 46H164V45H163ZM168 46H169V45H168ZM198 46H199V45H198ZM17 47H18V46H17ZM22 47H23V45H22ZM52 47H53V45H52ZM59 47H60V46H59ZM143 47H144V45H143ZM195 47H196V46H195ZM225 47H226V46H225ZM232 47H233V46H232ZM237 47H238V46H237ZM10 48H12V47H10ZM25 48H26V47H25ZM25 48H24V49H25ZM33 48H34V46H33ZM54 48H55V46H54ZM54 48H53V50H54ZM61 48H62V46H61ZM159 48H160V50H161V45H160L157 49H159ZM177 48H178V47H177ZM1 49H2V47H1ZM3 49H4V48H3ZM7 49H8V48H7ZM56 49H57V47H56ZM58 49H59V48H58ZM63 49H64V51H65V47H64ZM63 49H62V50H63ZM98 49H99V47H98ZM173 49H174V48H173ZM192 49H193V48H192ZM194 49H193V51H194ZM17 50H18V49H17ZM66 50H67V49H66ZM71 50H73V47H72ZM71 50H70V51H71ZM74 50H75V49H74ZM78 50H79V49H78ZM101 50H103V48H102ZM107 50H108V49H107ZM107 50H106V48H105V51H107ZM163 50H164V49H163ZM256 50H257V49H256ZM259 50H260V49H259ZM261 50H263V48H261ZM261 50H260V55H261ZM51 51H52V50H51ZM55 51H56V50H55ZM64 51L61 52V51L59 50V53H57V54L54 53V57H53V58H50V61H51V59H52V62H51V64L48 66V71H47L48 73H47V75L44 74V77L46 76L47 81L49 82L50 86L54 88V90H55L56 87L60 88L61 86H64V83H65V77H66V74H65V76H64V72H65V70H66V67H67V70H68V65L65 66L66 63L68 64V62L65 63V59H64V58H65L66 53H65ZM136 51H137V50H136ZM161 51H162V50H161ZM233 51H234V50H233ZM233 51H232V52H233ZM238 51H239V50H238ZM238 51H237V52H238ZM242 51H243V50H242ZM254 51H255V49H254ZM6 52H8V51H6ZM67 52H68L67 55L69 56V50H68ZM71 52H72V51H71ZM156 52H157V51L155 50V54H154V55H157ZM159 52H160V51H159ZM202 52H203V53H202ZM235 52H236V51H235ZM250 52H251V51H250ZM252 52H253V51H252ZM255 52H256V51H255ZM255 52H254V54H253V57L255 56ZM257 52H258V54H259V51H257ZM257 52H256V54H257ZM151 53H152V52H151ZM163 53H164V52H163ZM223 53H224V52H223ZM230 53H231V52H230ZM262 53H263V51H262ZM26 54H27V53H26ZM33 54L36 55L34 52H33ZM37 54H38V53H37ZM55 54H56V55H55ZM98 54H99V53H98ZM169 54H170V53H169ZM34 55H33V56H34ZM72 55H74V54L71 53V56H72ZM150 55H151V54H150ZM197 55H196V56H197ZM236 55H237V53H236ZM263 55H264V53H263ZM4 56H5V55H4ZM9 56H10V55H9ZM14 56H15V54H14ZM75 56H77V55H74V59H75ZM126 56H127V55H126ZM158 56H159V54H158ZM158 56H157V57H158ZM22 57H23V56H22ZM22 57H21V59H22ZM28 57H29V56H28ZM36 57H37V56H36ZM69 57H70V56H69ZM69 57H68V58H69ZM148 57H150V56H148ZM193 57H194V54H193ZM249 57H250V56H249ZM261 57H262V56H261ZM23 58H24V57H23ZM32 58H33V57H32ZM32 58H31V59H32ZM146 58H147V56H146ZM146 58H145V59H146ZM170 58H171V57H170ZM223 58H224V59H227L226 56H224ZM223 58H220L218 62H220L221 59H223ZM254 58H255V57H254ZM254 58H253V60H255ZM26 59H27V57H26ZM164 59H165V57H164ZM230 59H231V58H230ZM230 59H229V60H230ZM259 59H260V58H259ZM263 59H264V57H263ZM5 60H6V58H5ZM72 60H73V59H72ZM72 60H71V62H72ZM107 60H108V58H107ZM107 60H106V61H107ZM117 60H118V59H117ZM147 60H148V58H147L145 61L148 62ZM149 60H150V59H149ZM191 60H193V59H191ZM191 60H190V63H191ZM239 60H240V58H239ZM251 60H252V57H251ZM261 60H262V58H261ZM9 61H10V59H9ZM32 61H34V60L32 59L31 62H32ZM67 61H68V60H67ZM74 61H75V60H74ZM74 61H73V62H74ZM76 61H77V59H76ZM100 61H101V60H100ZM112 61H113V60H112ZM115 61H116V59H115ZM115 61H114V62H115ZM169 61H170V59H169ZM196 61H195V64H196ZM235 61H236V60H235ZM255 61H256V60H255ZM253 62H254V61H253ZM263 62H264V61H263ZM9 63H12V61H10ZM69 63H70V62H69ZM107 63H108V62H107ZM115 63H116V62H115ZM192 63H194V62H192ZM225 63H226V61H225ZM225 63H224V64H225ZM230 63H231V61H230ZM232 63H233V62H232ZM27 64H28V63H27ZM75 64H76V63H75ZM75 64H73V65H75ZM105 64H106V63H105ZM177 64H178V63H177ZM195 64H193V66H195ZM15 65H16V64H15ZM71 65H72V64H71ZM95 65H96V64H95ZM97 65H99V64H97ZM123 65H124V64H123ZM209 65H208V66H209ZM219 65H220V63H219ZM222 65H223V63H222L220 66H222ZM228 65H229V62H228ZM230 65H231V64H230ZM236 65H237V64H236ZM236 65H235V64H232V66L234 67V70H232V71H234V73H235V69H237V68H236ZM246 65H247V64H246ZM91 66H92V64H91ZM193 66L191 65L190 67L192 68ZM202 66H203V64H202L201 66H199V67H200L199 71H201ZM216 66H217V63H216ZM247 66H248V65H247ZM8 67H9V66H8ZM74 67H75V66H74ZM76 67H77V65H76ZM78 67H79V66H78ZM96 67H97V66H96ZM96 67H94V68H96ZM106 67H107V65L104 66V68H106ZM109 67H110V66H109ZM212 67H213V70H215V69H214V65H213ZM107 68H108V67H107ZM207 68H208V67H207ZM210 68H211V67H209L208 69H210ZM223 68H225V67H223ZM228 68H231V66L228 67ZM228 68H227V70H228ZM242 68H243V67H242ZM69 69H70V67H69ZM77 69H78V68H77ZM83 69H85V68H83ZM143 69H144V68H143ZM145 69H146V68H145ZM219 69H220V68H219ZM232 69H233V68H232ZM248 69H249V68H248ZM248 69H247V70H248ZM192 70H193V69H192ZM206 70H207V69H204L205 72H206ZM211 70H212V69H211ZM217 70H218V68H217ZM220 70H221V69H220ZM261 70H262V69H261ZM81 71H82V69H81ZM107 71H108V70H106V73H105L106 75H107ZM113 71H114V69H113ZM132 71H133V70H132ZM139 71H140V70H139ZM193 71H194V73H195V69H194ZM221 71H222V70H221ZM223 71H224V70H223ZM124 72H125V71H124ZM130 72H131V71H130ZM130 72H129V74H130ZM150 72H151V71H150ZM150 72L148 73V76L150 75ZM168 72H169V71H168ZM225 72H226V71H225ZM260 72H261V71H260ZM66 73H67V71H66ZM84 73H85V71L83 72V74H84ZM121 73H122V72H121ZM126 73H128V72H126ZM139 73H140V72H139ZM142 73H143V72H142ZM151 73H152V72H151ZM196 73H198L197 70H196ZM206 73H207V72H206ZM208 73H209V72H208ZM208 73H207V75H208ZM213 73H214V71H213ZM223 73H224V72H223ZM247 73H248V72H247ZM9 74H10V73H9ZM13 74H14V73H13ZM13 74H12V75H13ZM100 74H101V76H102V73H100ZM103 74H104V71H103ZM122 74H123V73H122ZM140 74H141V73H140ZM153 74H154V72H153ZM199 74H200V75H199ZM199 74H197L196 76L199 75V76L201 77V75H202L201 72H200ZM214 74H215V75H212V76H216V74H218V73L215 71ZM235 74H236V73H235ZM235 74H233V75L236 76ZM71 75H72V74H71ZM96 75H97V74H96ZM123 75H124V74H123ZM145 75H146V74H144V76H145ZM157 75H158V74H157ZM194 75H195V74H194ZM9 76H10V75H9ZM9 76H8V78H7V80H6L7 82H8V80H9ZM93 76H94V75H93ZM103 76L105 77V75H103ZM133 76H134V75H132V77H133ZM137 76H138V75H137ZM221 76H223V75H221ZM224 76L228 77V74H227V75L224 74ZM224 76H223V77H224ZM230 76H231V73H230ZM69 77H71V76H69ZM122 77H123V76H122ZM127 77H128L127 75H124V79L127 78ZM132 77L130 76V78H132ZM139 77H140V75H139ZM150 77H151V76H150ZM155 77H156V76H155ZM200 77H199V80L201 79ZM202 77H203V76H202ZM27 78H28V76H27ZM77 78H78V74H77ZM91 78H93V77H91ZM97 78L99 79V74L97 75ZM213 78H214V77H213ZM213 78L211 77L210 79H213ZM218 78H220V76H219ZM5 79H6V78H5ZM5 79H4V80H5ZM74 79L76 80V78H74ZM83 79H84V78H82V79H80V80H83ZM120 79H121V78H120ZM216 79H217V76H216ZM216 79H215V81H216ZM78 80H79V78H78ZM101 80H102V79H101ZM101 80H100V81H101ZM103 80H104V78H103ZM127 80H128V79H127ZM132 80H133V79H132ZM213 80H214V79H213ZM224 80H226V78H225ZM224 80H223V78H222L223 86H225V85H224V84H225V81H224ZM227 80H228V79H227ZM234 80H236V77L233 78V81H234ZM248 80H249V79H248ZM19 81H20V80H19ZM21 81H22V79H21ZM76 81H77V80H76ZM130 81H131V80H130ZM149 81H150V80H149ZM223 81H224V82H223ZM231 81H232V78H231ZM244 81H245V80H244ZM9 82H10V80H9ZM15 82H16V81H14V82L12 81L11 84L14 85L13 83H15ZM24 82H25V81H23V83H22V82H21V83L24 84ZM79 82L81 83V81H79ZM82 82H83V81H82ZM84 82H85V81H84ZM124 82H125V81H124ZM131 82H132V81H131ZM218 82H219V81H218ZM228 82H229V81H228ZM249 82H251V81H249ZM19 83H20V82H19ZM68 83H70V82H68ZM94 83H95V80H94ZM128 83H129V82H128ZM219 83H220V82H219ZM231 83H232V82H231ZM231 83H230V84H231ZM1 84H2V90H3V87H5L4 84H3V81H2ZM5 84H6V87H5V88H7L8 85H7L6 82H5ZM25 84H26V82H25ZM76 84H77V83H76ZM87 84H88V83H87ZM148 84L150 85L149 82H148ZM228 84H229V83H228ZM251 84H252V83H251ZM258 84H259V83H258ZM20 85H21V84H20ZM26 85H27V84H26ZM26 85H25V86H26ZM74 85H75V84H74ZM88 85H89V84H88ZM149 85H147V87H148ZM154 85H155V84H154ZM220 85H221V84H220ZM240 85H241V84H240ZM246 85H247V84H246ZM246 85H245V86H246ZM248 85H250V84H248ZM253 85H254V84H253ZM0 86H1V85H0ZM92 86H93V85H92ZM250 86H251V85H250ZM255 86H256V85H255ZM11 87H12V86H11ZM18 87H19V86H18ZM21 87H22V91H23V86H21ZM48 87H49V86H48ZM69 87H70V85H69ZM147 87H146V89H147ZM156 87H157V86H156ZM237 87H238V86H237ZM242 87H244V86H242ZM15 88H17V87L15 86ZM46 88H47V87H46ZM85 88H86V86H85ZM89 88H90V86H89ZM150 88H151V87H150ZM153 88H154V86H153ZM13 89H14V87H13ZM13 89H12V90H13ZM18 89H20V87H19ZM24 89H25V88H24ZM48 89H49V88H48ZM61 89H62V88H61ZM70 89H71V88H70ZM75 89H76V88H75ZM80 89H81V88H80ZM116 89H117V91H118V88H116ZM256 89H257V88H256ZM0 90H1V89H0ZM14 90H16V89H14ZM14 90H13V92H14ZM56 90H57V89H56ZM147 90H148V89H147ZM248 90H249V89H248ZM18 91H19V90H18ZM25 91H26V90H25ZM3 92H4V90H3ZM20 92H21V91H20ZM32 92H34V90H33ZM60 92H61V90H60ZM87 92H88V91H87ZM87 92H86V93H87ZM101 92L103 93V90H102ZM104 92H105V91H104ZM106 92H107V90H106ZM113 92H114V91H113ZM146 92H148V91L145 90V94H146ZM149 92H150V90H149ZM153 92H155V89L153 90ZM191 92H192V91H191ZM0 93H1V92H0ZM15 93H16V91H15ZM22 93H23V92H22ZM25 93H26V92H25ZM28 93H29V92H27V94H28ZM36 93H37V92H36ZM72 93H73V92H72ZM89 93H90V92H89ZM109 93H110V96H111V92H109ZM2 94H3V93H2ZM12 94H13V93H12ZM29 94H30V93H29ZM63 94H64V93H62V95H63ZM73 94H74V93H73ZM79 94H81V93H79ZM90 94H91V93H90ZM137 94H139V93L137 92ZM150 94H151V92H150ZM177 94H178V93H177ZM77 95H78V93H77ZM87 95H88V94H87ZM178 95H179V94H178ZM181 95H182V94H181ZM187 95H188V92H187ZM0 96H1V94H0ZM12 96H13V95H11V97H12ZM23 96H24V94H23ZM23 96H22V98H23ZM31 96H32V94H31ZM60 96H61V95H60ZM82 96H83V95H82ZM88 96H90V95H88ZM149 96H150V95H149ZM149 96H148V97H149ZM175 96H176V95H175ZM193 96H194V95H193ZM15 97H16V95H15ZM29 97H30V95H29ZM34 97H35V95H34ZM78 97H79V95H78ZM92 97H93V96H92ZM111 97H112V96H111ZM111 97H110V98H111ZM151 97H152V96H151ZM151 97H150V101H151ZM176 97H177V96H176ZM179 97H180V95H179ZM184 97H185V94H184V96H183V100L186 101ZM187 97H189V95H188ZM5 98H6V97H5ZM19 98H20V97H19ZM24 98H25V96H24ZM24 98H23V99H24ZM88 98H89V97H88ZM88 98L85 97V100H88ZM114 98H115V97H114ZM0 99H1V98H0ZM12 99H13V97H12ZM65 99H66V96H65ZM72 99H73V98H72ZM76 99H77V98H76ZM90 99H91V97H90ZM116 99H117V97H116ZM186 99H187V98H186ZM194 99L196 100V98H194ZM3 100H4V99H2V101H3ZM95 100H96V99H94V103H95ZM187 100H188V99H187ZM191 100L194 101V103H196V101L193 100V98H191V95H190V100H188V101H191ZM198 100H199V99H198ZM33 101H34V99H33ZM88 101H89V100H88ZM91 101L93 102V100H91ZM106 101H108V100H106ZM113 101H114V100H113ZM146 101H147V99H146ZM146 101H145V102H146ZM148 101H149V100H148ZM150 101H149V103L147 104V108H145L146 110H148V107H149V105H150ZM152 101H153V100H152ZM178 101H179V99H178ZM180 101H181V98H180ZM184 101H183V102H184ZM3 102H4V101H3ZM5 102H6V101H5ZM5 102L3 103V105L5 104ZM17 102H18V100H17ZM111 102H112V101H110V103H111ZM183 102H182V104H183ZM18 103L20 104L21 102L19 101ZM23 103H24V102H23ZM27 103H28V102H27ZM41 103H42V101H41ZM108 103H109V102H108ZM108 103H107V104H108ZM146 103H147V102H146ZM179 103L181 104V102H179ZM188 103H189V102H188ZM261 103H262V102H261ZM42 104H43V103H42ZM155 104H156V103H154V106H155ZM196 104H197V103H196ZM5 105H6V104H5ZM22 105H23V104H22ZM33 105H34V103H33ZM38 105H39V104H38ZM142 105H144V107H146V106H145V103H142ZM152 105H153V104H152ZM15 106H16V104H15ZM36 106H37V105H36ZM40 106H41V105H40ZM195 106H196V105H195ZM195 106H194V107H195ZM2 107H3V106H2ZM18 107H19V106H17V108H18ZM23 107H24V106H23ZM34 107H35V106H34ZM150 107H151V109H150V111H151V110H152V106L150 105ZM150 107H149V108H150ZM189 107H190V109L192 108V110H194V109H193V104H192V107H191L190 105H189ZM10 108H11V106H10ZM10 108H9V110H10ZM19 108H20V107H19ZM46 108H47V107H46ZM85 108H86V106H85ZM101 108H102V107H101ZM26 109H27V106H26ZM42 109H43V111H44L45 108L42 107ZM42 109H41V111H42ZM71 109H72V108H71ZM102 109H103V108H102ZM104 109H105V108H104ZM154 109H155V108H154ZM154 109H153V111H154ZM188 109H189V108H188ZM0 110H1V109H0ZM7 110H8V109L6 108V111H7ZM11 110H12V108H11ZM15 110H16V109H15ZM15 110H14V112H15ZM23 110H24V108H23ZM30 110H31V109H30ZM16 111L18 112V110H16ZM43 111H42V113H43ZM45 111H46V109H45ZM63 111L65 112V109H64ZM102 111H103V110H102ZM105 111H106V110H105ZM148 111H149V110H148ZM153 111H152V112H153ZM262 111H263V110H262ZM11 112H12V111H11ZM27 112H28V110H27ZM34 112H35V110H34ZM75 112H76V111H75ZM75 112H73V113H75ZM80 112H81V110H80ZM98 112H99V111H98ZM187 112H188V111H187ZM8 113H9V112H8ZM19 113H20V112H19ZM36 113H37V112H36ZM38 113H40V110H39ZM42 113H40V114H42ZM66 113H68V111H67ZM78 113H79V111H78ZM188 113H189V112H188ZM0 114H1V112H0ZM30 114H31V113H30ZM44 114H46V113H44ZM70 114H71V113H70ZM70 114H69V116H70ZM80 114H81V113H80ZM84 114H85V113H84ZM182 114L184 115V113H182ZM182 114H181V115H182ZM50 115H51V113H50ZM63 115H64V114H63ZM88 115H89V114H88ZM181 115H180V116H181ZM187 115H188V114H187ZM189 115H190V113H189ZM195 115H196V113H195ZM14 116H15V114H14ZM37 116H38V114H37ZM67 116H68V114H67ZM82 116H83V114H82ZM82 116H81V118H82ZM185 116H186V112H185ZM7 117H9L8 114H7ZM7 117H6V118H7ZM23 117H24V116H23ZM77 117H78V116H77ZM181 117H182V116H181ZM16 118H17V116H16ZM16 118H15V119H16ZM20 118H21V117H20ZM33 118H34V117H33ZM33 118H32V119H33ZM42 118H43V115H42ZM44 118H45V115H44ZM55 118H56V117H55ZM111 118H112V117H111ZM182 118H183V117H182ZM186 118H187V117H186ZM29 119H30V118H29ZM38 119H39V118H38ZM77 119H78V118H77ZM94 119H95V122H96V118H94ZM109 119H110V118H109ZM178 119L180 120V117H179ZM178 119L176 120L177 123L179 122ZM184 119H185V118H184ZM1 120H2V119H0V121H1ZM9 120H10V118H9ZM17 120H18V118H17ZM52 120H53V117H52ZM78 120H79V119H78ZM80 120H81V119H80ZM106 120H107V119H106ZM188 120H189V117H188ZM6 121H8V120L6 119ZM13 121H14V120H13ZM19 121H20V119H19ZM22 121H23V120H22ZM24 121H25V120H24ZM31 121H32V120H31ZM40 121H41V120H40ZM40 121H38V122L40 123ZM120 121L122 122V119H119V120H118V122H120ZM180 121H181V120H180ZM190 121L192 122L193 125H192V124H191V125H192L193 127L195 126V124H197V123H195V121H194V123H195V124H194L193 121L191 120V118H190ZM190 121H189V122H190ZM16 122H17V121H16ZM28 122H30V120H29ZM34 122H35V120H34ZM62 122H63V121H62ZM93 122H94V121H93ZM110 122H111V121H110ZM114 122H115V121H114ZM185 122H186V121H185ZM189 122H187L188 126H189ZM191 122H190V123H191ZM32 123H33V122H32ZM35 123H36V122H35ZM42 123H43V122H41V124H42ZM14 124H15V122H14ZM14 124H13V126H15ZM17 124H18V123H17ZM30 124H31V123H30ZM47 124H48V122H47ZM181 124H182V123H180V126H181ZM185 124H186V123H185ZM2 125H4V127H5V124H2ZM24 125H25V123H24ZM28 125H29V123H28ZM37 125H38V123H37ZM50 125H51V124H50ZM101 125H102V124H101V122H100V126H101ZM177 125H179V123H178ZM177 125H176V126H177ZM191 125H190V126H191ZM8 126H9V125H8ZM13 126H12V127H13ZM17 126H18V125H17ZM19 126H20V124H19ZM31 126H33V125H31ZM35 126H36V124L34 125V127H35ZM38 126H40V125H38ZM107 126H108V125H107ZM110 126H112V125L109 124V127H110ZM176 126H174V127H175L176 130H177V127H176ZM180 126H179V128H180ZM186 126H187V125H186ZM192 126H191V127H192ZM196 126H197V125H196ZM199 126H200V128H201V125H199ZM4 127H3V128H4ZM9 127H10V126H9ZM9 127H6V128H9ZM21 127H24V128H25L26 126H23V125H22ZM34 127H33V130H34ZM36 127H37V126H36ZM56 127H57V126H56ZM98 127H99V123H98ZM109 127H107V130L110 129ZM191 127H190V128L187 127V128L191 130ZM3 128H2V130H3ZM29 128H30V125H29ZM29 128H28V129H29ZM44 128H45V127H44ZM114 128H115V125H114ZM123 128H125V127H123ZM123 128H122V129H123ZM128 128H129V127H128ZM182 128H183V127L181 126L180 130H181ZM184 128H185V127H184ZM196 128H197V127H196ZM262 128H263V127H262ZM0 129H1V128H0ZM10 129H11V127H10ZM14 129H15V127H14ZM16 129H17V127H16ZM28 129H27V130H28ZM116 129H117V128H116ZM122 129H121V130H122ZM159 129H160V128H159ZM193 129H194V128H193ZM197 129H198V128H197ZM25 130H26V129H25ZM41 130H42V127H41ZM104 130L106 131V129H104ZM176 130H175V132H176ZM182 130H183V129H182ZM184 130H185V129H184ZM194 130H195V129H194ZM9 131H10V130H9ZM54 131H55V130H54ZM54 131H53V132H54ZM64 131H65V130H64ZM101 131H102V129H101ZM128 131H129V130H128ZM131 131H132V130H131ZM188 131H189V130H188ZM191 131H192V130H191ZM191 131H190V135H191ZM206 131H207V129H206ZM3 132H4V131H3ZM11 132H12V130H11ZM37 132H38V131H37ZM39 132H40V131H39ZM55 132L57 133V130H56ZM66 132H67V131H66ZM109 132H110V130H109ZM120 132H121V131H120ZM122 132H123V134H125V133H124V130H123ZM132 132H133V131H132ZM136 132H137V130H136ZM138 132H139V131H138ZM138 132H137V133H138ZM142 132H143V131H142ZM158 132H159V131H158ZM182 132H183V131H182ZM186 132H187V131H186ZM194 132H195V131H194ZM196 132H197V131H196ZM199 132L201 133L200 129H199ZM220 132H221V133H220V135H221L222 132H224V131H220ZM229 132H230V131H229ZM17 133H18V132H17ZM33 133H34V131H33ZM35 133H36V132H35ZM35 133H34V134H35ZM40 133H41V132H40ZM137 133H136V134L134 133V135L136 136ZM148 133H149V131H148ZM167 133H168V132H167ZM167 133H166V135H167ZM172 133H173V132H172ZM187 133H188V132H187ZM205 133H207V132H205ZM234 133H235V132H234ZM238 133H239V132H238ZM262 133H264V132H262ZM36 134H37V133H36ZM46 134H47V132H46ZM51 134L54 136L55 133H54V134H53V133H50V139H51ZM57 134H58L57 138H58V137L60 138V137H61V134H59V133H57ZM107 134H108V133H107ZM123 134H122V136L124 137ZM128 134H130V132H128ZM138 134H139V133H138ZM152 134H153V133H152ZM156 134H158V133L156 132ZM173 134H174V133H173ZM173 134L170 133V135H173ZM178 134H179V133H178ZM193 134H194V133H192V136H193ZM198 134H199V133H198ZM235 134H236V133H235ZM9 135H10V133H9ZM13 135H14V132H13ZM29 135H30V133H29ZM32 135H33V134L31 133V137H32ZM38 135H39V134H38ZM64 135H65V134H63V136H64ZM108 135H109V134H108ZM131 135H133V134H131ZM134 135H133V136H134ZM139 135H140V134H139ZM139 135H138V136H139ZM153 135H155V133H154ZM176 135H177V133H176ZM201 135H202V133H201ZM233 135H234V134H233ZM11 136H12V135H11ZM17 136H18V135H17ZM66 136H67V135H66ZM72 136H73V135H72ZM79 136H80V134H79ZM143 136H145L144 138L147 137V135H143ZM168 136H169V135H168ZM178 136L181 137L182 134H181V135L179 134ZM195 136H196V134H195ZM199 136H200V134H199ZM252 136H253V135H252ZM261 136H262V134H261ZM23 137H24V135H23ZM26 137H27V136H26ZM40 137H42V134H41ZM54 137H55V136H54ZM70 137H71V135H70ZM75 137H76V136H75ZM80 137H81V136H80ZM82 137H83V136H82ZM101 137H102V135H101ZM104 137H105V136H104ZM123 137H122V138H123ZM170 137H171V136H170ZM224 137H225V135H224L222 138H224ZM232 137H233V136H232ZM259 137H260V136H258V139H259ZM8 138H9V137H8ZM38 138H39V137H38ZM147 138L149 139V137H147ZM160 138H161V136H160ZM172 138H173V136H172ZM186 138H187V134H186L185 139H186ZM260 138H261V137H260ZM2 139H3V138H2ZM25 139H26V138H25ZM31 139H32V138H31ZM31 139H30V141H31ZM35 139H36V137L34 138V141H35ZM44 139L46 140L45 137H44ZM53 139H54V138H53ZM74 139H75V138H74ZM74 139H73V140H74ZM129 139H131V138L128 137V140H129ZM136 139H137V138H136ZM167 139H168V138H167ZM177 139H178V138H177ZM185 139H184V142H185ZM231 139H234V138H231ZM236 139H237V143H238V137H237V135H236ZM247 139H248V138H247ZM249 139H250V137H249ZM261 139H262V138H261ZM12 140H13V137H12ZM108 140H109V139H108ZM108 140H106V141H108ZM140 140H143V142H144V139H141V137H140ZM140 140H138V143H137V145H136V148H137L138 144H141V143H139ZM151 140H152V136H151ZM155 140H156V138H155ZM165 140H166V139H165ZM173 140H174V138H173ZM255 140H256V139H255ZM7 141H8V140H7ZM7 141H6V144H4L5 147H6V145H7ZM10 141H11V139H10ZM20 141H21V139H20ZM47 141H48V138H47ZM55 141H56V140H55ZM76 141H77V140H76ZM130 141H131V140H130ZM152 141H153V140H152ZM152 141H151V142H152ZM160 141L162 142L161 139H160ZM163 141H164V137H163ZM175 141H176V139H175ZM175 141H174V142H175ZM181 141H182V138H181ZM197 141L199 142V140H198V139L196 140V146H197ZM230 141H231V140H230ZM233 141H234V140H233ZM235 141H236V140H235ZM242 141H243V140H242ZM246 141H247V140H246ZM2 142H3V140H2ZM8 142H9V141H8ZM24 142H25V141H24ZM27 142H28V140H27ZM32 142H33V139H32ZM39 142H40V138H39ZM41 142H42V141H41ZM60 142H61V141H60ZM64 142H65V141H63V143H64ZM72 142H75V140L72 141ZM84 142H85V140H84ZM84 142H82V143H84ZM116 142H117V141H116ZM131 142H132V141H131ZM145 142H146V141H145ZM168 142H169V140H168ZM172 142H173V141H172ZM172 142L170 141V145L172 144ZM249 142H250L249 145H251L252 139H251V141L249 140ZM262 142H263V141H262ZM44 143H45V142H44ZM61 143H62V142H61ZM61 143H60V146H61ZM66 143H67V142H66ZM70 143H71V142H70ZM70 143H68V145H70ZM76 143H77V142H76ZM82 143H80V145H82ZM85 143H86V142H85ZM85 143H84V144H85ZM127 143L129 144V142H127ZM127 143H126V144H127ZM166 143H167V140H166ZM176 143H177V141H176ZM176 143H175V144H176ZM239 143H241V142L239 141ZM242 143H243V142H242ZM244 143L247 144V142H244ZM244 143H243V144H244ZM255 143H258V141H257V142L255 141ZM8 144H9V143H8ZM18 144H19V142H18ZM30 144H31V142H30ZM30 144H29V145H30ZM32 144H33V143H32ZM32 144H31V147H33ZM57 144H58V142H57ZM114 144H115V143H114ZM119 144H120V143H119ZM128 144H127V145H128ZM135 144H136V143H135ZM148 144H149V143H148ZM157 144H158V140H157ZM168 144H169V143H168ZM180 144H183V143H182V142H181V143L179 142V145H180ZM217 144H218V143H217ZM233 144H234V142H233ZM235 144H236V143H235ZM235 144H234V145H235ZM246 144H244V146H246ZM260 144L262 145L261 141H260L259 145H260ZM22 145H24V144H22ZM36 145H37V143H36ZM145 145H146V143H145ZM170 145H169V148H170V150H172V148H171L172 146L170 147ZM193 145H194V148H196V147H195V143H193ZM223 145H224V144H223ZM2 146H3V144H2ZM63 146H64V144H62V147H63ZM71 146H72V143H71ZM73 146H74V145H73ZM118 146H119V145H118ZM118 146H115V150H116V148H117ZM140 146H141V145H140ZM154 146H155V144H154ZM161 146H162V144H161ZM164 146H165V145H164ZM184 146L186 147L185 144H184ZM189 146H190V144H189ZM217 146H218V145H217ZM227 146H228V145H227ZM247 146H248V145H247ZM263 146H264V143H263L262 147H263ZM12 147H13V146H12ZM34 147H35V145H34ZM46 147H47V143H46ZM62 147H60L62 151H63V150H66L64 147H63L64 149H62ZM69 147H70V146H69ZM113 147H114V146H113ZM122 147H123V146H122ZM125 147H126V146H125ZM129 147H130V146H129ZM132 147H134V146H132ZM142 147L146 148V147H148V146L146 145V147H145V146H142ZM142 147H141V150H142ZM152 147H153V142H152ZM158 147H160V143H159ZM177 147H178V148H176V150L179 149L181 146H178V144H177ZM191 147H192V145H191ZM191 147H190V149H191ZM200 147H201V144H200ZM232 147L235 148V146H232ZM232 147H231V145H230L229 150H228L229 153H230L231 155L234 154V153H232L233 151L231 150ZM255 147H257V145H256ZM41 148H44V149H45L44 146H43V147L41 146ZM47 148H48V147H47ZM51 148H52V146H51ZM67 148H68V147H67ZM111 148H112V147H111ZM239 148L241 149V144L239 145ZM239 148H238V150H239ZM253 148H254V147H253ZM20 149H21V145H20ZM30 149H31V148H30ZM37 149H38V148H37ZM125 149H127V148H125ZM128 149H129V148H128ZM146 149H148V148H146ZM146 149H145V153H144L145 155H146ZM149 149H150V144H149ZM157 149H158V148L156 147L155 150H157ZM183 149H184V148H183ZM187 149H189L188 145H187V148H186V152H187ZM225 149H226V148H225ZM247 149L251 150L252 147H251V149H250L249 147H247ZM247 149H245V151H246L247 153H249L248 155H250V151L247 150ZM1 150H3V149L1 148ZM7 150H8V148H7ZM15 150H16V146H15ZM28 150H29V149H28ZM40 150H41V149H40ZM50 150H51V149H50ZM54 150H55V149H52V151H54ZM67 150H68V149H67ZM117 150H119V148H118ZM123 150H124V148H123ZM123 150H122V151H123ZM152 150H153V149H152ZM163 150H164V149H163ZM165 150H166V146H165ZM181 150H182V148H181ZM181 150H180V153H179V150H178V153L181 154V157H182V152H181ZM192 150H193V149H192ZM253 150H254V149H253ZM260 150H261V149H260ZM8 151H10V150H8ZM16 151H17V150H16ZM41 151H42V150H41ZM43 151H45V150H43ZM69 151H70V149H69ZM69 151H68V153H69ZM77 151H78V150H77ZM130 151H131V150H130ZM142 151H143V150H142ZM148 151H149V150H148ZM228 151H227V152H228ZM230 151H231V152H230ZM234 151H235V149H234ZM242 151H244V150L241 149V152H242ZM13 152H14V151H12V154H13ZM26 152H27V151H26ZM54 152H56V151H54ZM72 152H73V151H72ZM75 152H76V151H75ZM114 152H115V151H114ZM124 152H125V150H124ZM126 152H127V150H126ZM135 152H136V151H135ZM137 152H138V149H137ZM137 152H136V154H137ZM160 152H161V148H160ZM173 152H174V148H173ZM194 152H195V151H194ZM222 152H223V150H222ZM246 152L244 153V155L246 154ZM256 152H257V150H256ZM10 153H11V151H10ZM40 153H41V152H40ZM48 153H49V152H48ZM70 153H71V152H70ZM115 153H116V152H115ZM156 153H157V152H156ZM156 153H155V154H156ZM162 153H163V151H162ZM170 153H171V152H170ZM176 153H177V151H176ZM184 153H185V152H184ZM239 153H240V152H239ZM251 153H252V152H251ZM257 153L261 154L262 152H257ZM14 154H15V153H14ZM22 154H23V153H22ZM28 154H29V153H28ZM45 154H46V151H45ZM58 154H59V155L61 154L60 156L62 157V152L59 153V150H58ZM58 154H57V156H58ZM63 154H64V152H63ZM71 154H72V153H71ZM118 154H119V153H118ZM136 154H135V156H136ZM141 154H143V152H141L140 155H141ZM190 154H191V153H188L189 157H190ZM259 154H258V159H260V157H262V156H259ZM53 155H54V154H53ZM113 155H114V156H117V155L114 154V153H113ZM128 155H129V153L127 154V156H128ZM145 155H144V156H145ZM152 155H153V153L151 154V156H152ZM161 155H162V154H161ZM174 155H176L175 152H174V154H172V156H174ZM220 155H221V154H220ZM234 155H235V157L237 156L238 158L241 157V154H240L239 156H238L237 154H234ZM255 155H256V154H254V156H255ZM18 156H19V155H18ZM96 156H97V155H96ZM99 156H100V155H99ZM121 156H122V153H121ZM158 156H159V150H158ZM167 156L169 157L168 154H167ZM170 156H171V154H170ZM172 156H171V157H172ZM191 156H192V155H191ZM193 156H194V154H193ZM222 156H223V155H222ZM54 157H55V155H54ZM119 157H120V156H119ZM136 157H137V159H138V156H136ZM149 157H150V156H149ZM153 157H154V156H153ZM176 157H178V156L176 155ZM181 157H179V161H180V158H181ZM184 157H185V155H184ZM186 157H187V153H186ZM189 157H188V159H189ZM217 157H218V156H217ZM220 157H221V156H219V158H220ZM227 157H228V156H227ZM242 157H243V156H242ZM245 157L247 158V156H245ZM248 157H250V156H248ZM256 157H257V156H256ZM69 158H70V157H69ZM69 158H68V160H69ZM229 158H230V156H229ZM246 158L244 159V163H243V165L245 164V160H246ZM26 159H28V158H26ZM29 159H30V157H29ZM29 159H28V160H29ZM98 159H99V158H98ZM122 159H123V157H122ZM173 159H174V158H173ZM173 159H171V160H173ZM188 159H187V161H186V158H185V161L188 162V164H189V160H188ZM220 159H221V158H220ZM222 159H223V157H222ZM222 159H221V160H222ZM225 159H226V155H225ZM247 159H248V162H249L250 158H247ZM258 159H257V160H258ZM56 160H57V159H56ZM58 160H59V158H58ZM115 160H116V159H115ZM117 160H118V158H117ZM130 160L132 161V159H130ZM155 160H156V158H155ZM161 160H163V158H162ZM167 160H168V158H167ZM169 160H170V159H169ZM169 160H168V163H167V161L165 162V159H164V161H163V166H162V167H164V164H165V163L168 164V166H169V165H170V164H169ZM177 160H178V158H177ZM177 160H176V161H177ZM195 160H196V159H195ZM218 160H219V159H218ZM242 160H243V158H242ZM252 160H255V159L253 158V159H251V161H252ZM261 160H262V158H261ZM20 161L22 162L23 160L21 159ZM20 161L18 160V162H17L18 164L16 163V164L18 165V167H17V166H14V168H17L16 171H15V173H17V171L20 170V166H19V162H20ZM69 161H70V160H69ZM119 161H120V160H119ZM147 161H148V160H147ZM149 161H150V160H149ZM173 161L175 162V159H174ZM182 161H183V160H182ZM192 161H193V159H192ZM216 161H217V160H215V162H216ZM229 161H232V163H233V157H232V159H229ZM234 161H235V163H236V161H239V159H236V160L234 159ZM259 161H260V160H259ZM259 161H258V162H259ZM29 162H30V163H29ZM29 162H28V165H27V164H26L27 162L25 161L27 172L25 171V175H24V176L26 177V179H27V177H28V171H30V168H31L30 174H31L32 172H35V174H34V178H35V175H36V174H40V173H38V172L40 171V168L43 169V171H44V170H45L44 168L47 167V165H46V166L44 165V168L41 167V166L39 165V166L36 168L35 165H32V164H35L34 162L32 163L31 160H29ZM43 162H44V161H43ZM48 162H50V160H48L47 163H48ZM51 162H52V164H51L52 167H51V165H50L49 168L51 167V168H52V171H53L55 162H54V160L52 161V158H51ZM57 162H58L60 165L58 166V165L55 164V170H56V168L59 169L60 166L62 167V164L60 163L61 160H60V162H59V161H57ZM65 162H67V160H65V161L63 162V164H65ZM115 162H116V161H115ZM133 162H134V160H133ZM211 162H212V161H211ZM215 162H214V163H215ZM218 162H219V161H218ZM218 162H217V164H218ZM239 162H241V164H242L243 161H239ZM246 162H247V160H246ZM31 163H32V164H31ZM47 163H46V164H47ZM71 163H72V162H71ZM71 163L69 162L68 164H71ZM73 163H74V162H73ZM73 163H72V164H73ZM75 163H76V162H75ZM75 163H74V164H75ZM128 163H129V162H128ZM135 163H137V161H136ZM149 163H150V162H149ZM171 163H172V161H171ZM179 163H180V162H179ZM179 163H178V164H179ZM182 163H184V161H183ZM190 163H191V162H190ZM222 163L225 164L224 161H222ZM222 163H221V164H222ZM232 163H230V165L233 166L234 164H232ZM249 163H250V162H249ZM253 163H254V162L252 161V164H253ZM259 163H261V162H259ZM259 163H258V164H259ZM11 164H12V165H11ZM16 164H14V165H16ZM30 164H31V165H30ZM36 164H37V163H36ZM38 164H39V163H38ZM40 164H42V162H41ZM76 164H78V163H76ZM118 164H119V163H118ZM123 164H124V162H123ZM138 164H139V163H138ZM147 164H148V163H147ZM147 164H146V167H147ZM151 164H152V163H151ZM157 164H158V163H157ZM178 164H177V165H178ZM180 164H181V163H180ZM194 164H195V163H194ZM255 164H256V162H255ZM263 164H264V163H263ZM10 165L12 166V170H13V163H10ZM20 165H21V164H20ZM65 165H67V164H65ZM125 165H126V164H125ZM125 165H124V166H125ZM130 165H132V163H131V164L129 163V167H130ZM148 165H149V164H148ZM211 165H212V163H211ZM214 165H215V164H214ZM235 165H236V164H235ZM28 166H29V169H28ZM33 166L36 168V169H34L35 171L32 169ZM42 166H43V165H42ZM57 166H58V167H57ZM181 166H182V164H181ZM215 166H216V165H215ZM222 166H224V165H222ZM226 166L230 168L229 165L226 164V165H225V168H226ZM241 166H242V165H241ZM241 166H240V164H239V167H240V168H241ZM256 166H257V165H256ZM144 167H145V166H144ZM153 167H154V166H153ZM155 167H158V166H155ZM162 167H161V169H162ZM171 167H172V166L170 165L169 168H170V170L172 171ZM173 167H174V165H173ZM177 167H178V169H179V166H177ZM18 168H19V169H18ZM51 168H50V169H51ZM64 168H65V166H64ZM148 168L150 169V167H148ZM167 168H168V167H167ZM184 168H185V167H184ZM221 168H222V167H221ZM236 168H238V165H237ZM46 169H47V168H46ZM146 169H147V168H146ZM146 169H144V170H146ZM153 169H154V168H153ZM174 169H175V168H174ZM214 169H215V168H214ZM238 169H239V168H238ZM12 170L9 172L10 177H11V175H12V177H13V176H16V175H14V172H12ZM38 170H39V171H38ZM47 170H48V169H47ZM91 170H92V169H91ZM115 170H116V169H115ZM120 170H121V169H120ZM131 170H132V168H131ZM142 170H143V169H142ZM151 170H152V167H151ZM165 170H166V172H167V170H168L169 173H170V170H169V169H166V167H165L164 171H165ZM230 170H231V168H230ZM234 170H235V169H234ZM48 171H49V170H48ZM52 171H51V172H52ZM57 171H58V170H57ZM176 171H177V169H176ZM182 171H183V170H182ZM238 171H240V170H238ZM11 172H12L13 174H12ZM58 172L61 173V171H58ZM173 172H174V171H173ZM183 172H185V171H183ZM186 172H187V164H186ZM229 172H230V171H229ZM231 172H232V170H231ZM234 172H235V171H234ZM236 172H237V169H236ZM241 172H242V171H241ZM243 172H244V171H243ZM10 173H11V174H10ZM53 173H54L55 175H57V173H55V171L52 172V174H53ZM87 173H88V172H87ZM121 173H122V172H121ZM124 173H125V172H124ZM138 173H139V172H138ZM169 173H165V174H166V177H167V176H170V175L172 176V173H171L170 175H169ZM178 173H179V172L175 173V174H177V176H175V183H176V180H177L176 177H178ZM17 174L19 175V173H17ZM26 174H27V175H26ZM54 174H53V176H54ZM105 174H106V173H105ZM108 174H109V172H108ZM148 174H149V171H148ZM227 174H228V173H227ZM237 174H238V173H236V175H237ZM239 174H240V172H239ZM243 174H244V173H243ZM256 174H257V173H256ZM0 175H1V173H0ZM4 175H5V174H4ZM9 175H6V176H7V179L9 178ZM45 175H46L45 177L49 176V172H46ZM50 175H51V173H50ZM60 175H61V174H60ZM60 175H59V173H58L57 176H60ZM121 175H122V174H121ZM123 175H124V174H123ZM146 175H147V174H145V176H146ZM236 175H235V176H236ZM247 175H248V174H247ZM20 176H21V171H20ZM29 176H30V175H29ZM32 176H33V173H32ZM32 176H30V177H32ZM43 176H44V174H43ZM162 176H163V178L165 179V177H164V173H163ZM211 176H213V175H211ZM237 176H238V175H237ZM245 176H246V174H245ZM16 177H17V176H16ZM40 177H41V176H40ZM49 177L51 178V176H49ZM153 177H154V176H153ZM179 177H180V176H179ZM181 177H182V176H181ZM213 177H214V176H213ZM240 177H241V176H240ZM242 177H243V175H242ZM246 177H247V176H246ZM249 177H250V176H249ZM256 177H257V176H256ZM2 178H3V177H2ZM20 178H21V177H19V182H20ZM34 178H32V179H34ZM123 178H124V177H123ZM170 178H172V177H170ZM244 178H245V177H244ZM251 178H252V177H250V179H251ZM10 179H11V178H10ZM15 179H16V178H15ZM17 179H18V178H17ZM22 179H24L23 175H22ZM26 179H25V180H26ZM40 179H41V178H40ZM53 179H54V181H55L54 183L56 184V188H57L58 185H60L61 183L63 184V182L66 180V178H64V181H63V179H62V181L60 182V181H58V180H61V179H56V178L54 177V178H52V181H53ZM55 179L57 180V183L60 182V184H57ZM109 179H110V178H109ZM152 179H153V178H151V180H152ZM155 179H156V176H155ZM158 179L161 180L162 178H159V177H158ZM167 179H168V178H167ZM167 179H166V181H167ZM242 179H243V178H242ZM254 179H255V178H254ZM254 179H252V180L254 181ZM256 179H258V177H257ZM4 180H5V178H4ZM12 180L14 181V177H13V179H11V182H12ZM42 180H44V179L42 178ZM42 180H41V181H42ZM68 180H69V179H68ZM126 180H127V179H126ZM159 180H158L157 183H159ZM0 181H1V179H0ZM8 181H9V179H8ZM15 181H16V180H15ZM15 181H14V182H15ZM28 181H29V185H30V179H28ZM28 181L26 180L25 185L28 183ZM45 181H46L45 183H47V182H49V184L52 183V182L50 183V181L47 180V179H45ZM106 181H107V180H106ZM118 181H119V179H118ZM148 181H149V179H148ZM153 181H155V180H153ZM164 181H165V180H164ZM249 181H250V180H249ZM37 182H38V180H37ZM123 182H124V181H123ZM123 182H122V183H123ZM150 182H151V181H150ZM160 182H161V181H160ZM242 182H243V181H242ZM4 183H5V181H4ZM35 183H36V182H35ZM42 183H44V181H43ZM153 183H154V182H153ZM164 183H166V182H164ZM169 183H170V182H169ZM234 183H235V182H234ZM234 183H233V185H235V188H236V185H237L238 183H235V184H234ZM247 183H248V182H247ZM259 183H261V182H259ZM11 184H12V183H11ZM16 184H17V182H16ZM22 184H23V183H21V185H22ZM37 184H38V183H37ZM62 184H61V185H62ZM71 184H72V181H71ZM71 184H70V185H71ZM106 184H107V183H106ZM127 184H128V183H127ZM148 184H149V183H148ZM154 184H156V181H155ZM167 184H168V181H167ZM255 184H256V182H255ZM0 185H1V182H0ZM5 185H6V183H5ZM9 185H10V184H9ZM13 185H14V184H13ZM13 185H12V188H13ZM31 185H32V184H31ZM45 185H46V184H45ZM64 185H65V183H64ZM68 185H69V182H68ZM112 185H113V184H112ZM119 185H120V183H119ZM125 185H126V184H125ZM169 185H170V184H169ZM174 185H175V184H174ZM16 186H17V185H16ZM37 186H38V185H37ZM54 186H55V185H54ZM62 186H63V185H62ZM62 186H59L60 189H61ZM77 186H78V185H77ZM116 186H117V188H119L118 185H116ZM157 186H158V185H157ZM159 186H160V185H159ZM171 186H172V180H171ZM237 186H238V185H237ZM10 187H11V185H10ZM26 187H27V186H26ZM29 187H30V186H29ZM29 187H28V188H29ZM47 187H48V186H47ZM49 187H50V186H49ZM51 187H52V184H51ZM51 187H50V189H52ZM72 187H73V186H72ZM103 187H104V186H103ZM123 187H124V186H123ZM169 187H170V186H169ZM242 187H243V186H242ZM261 187L264 188L263 186H261ZM12 188H11V189H12ZM63 188H65V186H63ZM69 188H70V187H69ZM69 188H66L67 191L69 190ZM130 188H131V187H130ZM132 188H133V187H132ZM149 188H150V186H149ZM235 188H234V190H235ZM245 188H246V186H245ZM245 188H243L242 191H244ZM17 189H18V188H17ZM34 189H35V185H34ZM37 189H38V188H37ZM39 189H40V190L42 189V184H41V187H40V185H39ZM39 189H38V190H39ZM47 189H48V188H47ZM50 189H49V190H50ZM53 189H54V187H53ZM66 189H65V191H66ZM105 189H106V188H105ZM107 189H108V188H107ZM114 189H115V188H114ZM161 189H164V188L162 187ZM169 189H170V188H169ZM44 190H45V187H44V189H42L43 193H42V191H41L42 195H43L44 192H45ZM49 190H48V191H49ZM57 190H58V189H57ZM63 190H64V189H62V192L60 193L61 196L64 194V193H63ZM103 190H104V188H103ZM103 190H102V192H104ZM110 190H111V189H110ZM165 190H166V192H165V194H166L168 188L166 189V187H165ZM230 190H231V189H230ZM261 190H262V189H261ZM34 191H36V189H35ZM48 191L45 192L46 195L44 194V197H43V198L45 199V202L48 201V200L46 199V198L48 197V195H47ZM54 191H55V190H53L52 192H54ZM67 191H66V193H67ZM105 191H106V190H105ZM228 191H229V190H228ZM240 191H241V189H240ZM242 191H241V192H242ZM37 192H38V191H36V195H35V196L39 195V193L37 194ZM52 192L49 191V193H48V194H49V197H50V195H52ZM79 192H80V191H79ZM102 192H100V190H99V193H102ZM106 192H108V190H107ZM106 192H105V193H106ZM118 192H119V191H118ZM118 192H117V193H118ZM139 192H140V190H139ZM160 192H161V191H160ZM230 192H231V191L228 192V196H229V193H230ZM244 192H245V191H244ZM249 192H250V191H249ZM249 192H248V195H249ZM57 193H58V195L55 196V197H56L57 200H58V198L60 197V195H59V192H57ZM75 193H76V192H75ZM105 193H104V194H105ZM119 193H120V192H119ZM119 193H118L117 195H120ZM122 193H123V191H122ZM132 193H133V191H132ZM158 193H159V192H158ZM225 193H226V195H227V192H225ZM262 193H263V191H262ZM262 193H261V194H262ZM54 194H56V192H55ZM77 194H78V192H77ZM114 194H115V193H113V195H114ZM159 194H160V193H159ZM165 194H164V195H165ZM240 194L242 195V194H244V193H240ZM42 195L40 194L41 197L37 196L36 198L38 199V197H39V200H40V199L42 198ZM95 195H96V194H95ZM113 195H112V196H113ZM123 195H124V194H123ZM157 195H158V194H157ZM167 195H168V194H167ZM189 195H191V194H189ZM223 195H224V194H223ZM46 196H47V197H46ZM58 196H59V197H58ZM67 196H68V195H67ZM69 196H70V195H69ZM71 196H72V195H71ZM98 196H100V195H98ZM105 196H106V195H105ZM120 196H122V195H120ZM124 196H125V195H124ZM126 196H127V195H126ZM128 196H129V195H128ZM193 196H194V195H193ZM232 196H233V193H232ZM251 196H253L252 193H251ZM260 196H261V195H260ZM0 197H1V196H0ZM52 197L54 198L53 195H52ZM160 197H161V196H160ZM229 197H230V196H229ZM245 197H246V196H245ZM1 198H2V197H1ZM43 198H42L40 201H44ZM67 198H68V197H67ZM69 198H70V197H69ZM72 198H73V196H72ZM72 198H71V200L73 201ZM113 198L115 199L114 196H113ZM143 198H144V197H143ZM158 198H159V197H158ZM162 198H163V196H162ZM191 198H192V197H190V200H191ZM48 199H49V198H48ZM54 199H55V198H54ZM54 199H53V203H52V204H54ZM59 199H60V198H59ZM62 199H63V202H64V198H62ZM119 199H120V198H119ZM121 199L123 200L122 197H121ZM121 199H120V200H121ZM150 199H151V198H150ZM152 199H153V198H152ZM188 199H189V198H188V195H187V201H188ZM250 199L252 200L251 197H250ZM250 199H249V201H250ZM50 200H51V199H50ZM55 200H56V199H55ZM67 200L70 201V199H67ZM106 200H107V199H106ZM110 200H112V198H108V203H110ZM116 200H117V197H116ZM125 200H127V199H125ZM131 200H132V198H131ZM160 200H161V198H160ZM160 200H159V201H160ZM227 200H228V199H227ZM247 200H248V196H247ZM60 201H61V200H60ZM69 201H68V203L71 204L72 201H71V203H70ZM99 201H100V200H99ZM129 201H130V200H129ZM133 201H134V200H133ZM135 201H136V200H135ZM140 201H141V200H140ZM167 201H168V200H167ZM170 201H172V200L170 199ZM225 201H226V200H225ZM225 201H224V202H225ZM228 201H229V200H228ZM254 201H256V200L254 199ZM51 202H52V201H51ZM51 202H50V203H51ZM96 202H97V201H96ZM96 202H95V203H96ZM102 202H103V201H102ZM116 202H117V201H116ZM121 202H122V201H121ZM121 202H120V203H121ZM172 202H173V201H172ZM230 202H233V201L231 200ZM242 202H243V201H242ZM47 203L50 204L49 201H48ZM65 203H66V202H65ZM65 203H64V205H65ZM68 203L66 204V208H67ZM78 203H79V202H78ZM112 203H114V200H113ZM117 203H118V202H117ZM133 203L135 204V202H133ZM183 203H185V202L183 201ZM58 204H59V203H58ZM134 204H133V206H134ZM138 204H139V203H138ZM245 204H246V203H245ZM60 205H61V203H60ZM60 205H59V206H60ZM74 205H75V202H74ZM106 205L108 206V204H106ZM117 205H119V203H118ZM126 205H127V204H126ZM126 205H125V206H126ZM238 205H239V204H238ZM68 206H69V205H68ZM71 206H72V204H71ZM71 206H70V207H71ZM111 206H112V205H111ZM135 206H136V205H135ZM141 206H142V205H141ZM163 206H164V205H163ZM174 206H175V205H174ZM55 207L58 208V206H55ZM99 207H100V206H98V208H99ZM103 207H105V205H104ZM109 207H110V206H109ZM119 207H120V206H119ZM138 207H139V206H138ZM167 207H168V206H167ZM53 208H54V207H53ZM62 208H63V207H62ZM106 208H107V207H106ZM110 208H111V207H110ZM116 208H117V207H116ZM130 208H131V206H130ZM133 208H134V207H133ZM136 208H137V207H136ZM165 208H166V207H165ZM237 208H238V207H237ZM258 208H259V206H258ZM99 209L102 211V212L100 211V214H101L102 216H103V214H104V216H105V215H108L107 212H108L109 208H108V210H105V211H107V212H105L104 209H102V208H99ZM114 209H115V208H114ZM121 209H122V207H121ZM128 209H129V208H128ZM128 209H127V210H128ZM159 209H160V208H159ZM56 210H57V209H56ZM58 210H59V209H58ZM60 210H61V209H60ZM64 210H65V209H64ZM70 210H71V209H70ZM78 210H79V209H78ZM110 210L113 212L112 209H110ZM125 210H126V209H125ZM125 210H124V211H125ZM139 210H140V208H139ZM165 210H167V209H165ZM72 211H73V210H72ZM95 211H96V213L98 212V210H95ZM111 211H110V212H111ZM132 211L134 212V210H132ZM137 211H138V210H137ZM146 211H147V208H146ZM146 211H145V212H146ZM189 211H191V210H189ZM257 211H258V210H257ZM59 212H61V211H59ZM67 212H68V210H67ZM93 212H94V210H93ZM135 212H136V209H135ZM139 212H140V211H139ZM148 212H149V211H148ZM161 212H162V211H161ZM161 212H160V213H161ZM251 212H252V211H251ZM69 213H70V211H69ZM69 213H68V214H69ZM72 213H73V212H72ZM72 213H71V214H72ZM106 213H107V214H106ZM125 213H126V212H125ZM130 213H131V212H130ZM154 213H155V212H154ZM156 213H157V212H156ZM162 213H163V212H162ZM252 213H253V212H252ZM263 213H264V211H263ZM118 214H119V213H118ZM118 214H117V215H118ZM121 214H122V213H121ZM126 214H127V213H126ZM134 214H135V213H134ZM146 214H147V213H146ZM146 214H145V215H146ZM172 214H173V212H172ZM249 214H250V212H249ZM260 214H261V213H260ZM260 214H259V215H260ZM58 215H59V214H58ZM60 215H61V213H60ZM114 215H115V214H114ZM137 215H138V214H137ZM147 215H149V214H147ZM163 215H164V213H163ZM188 215H189V214H188ZM255 215H256V214H255ZM257 215H258V214H257ZM259 215H258V217H259ZM98 216H99V212H98ZM109 216H110V213H109ZM122 216H123V215H122ZM122 216H121V217H122ZM132 216H133V215H132ZM134 216H135V215H134ZM138 216H139V215H138ZM138 216H137V218H138ZM157 216H158V215H157ZM161 216H162V214H161ZM161 216L159 215V217H161ZM186 216H187V213H186ZM191 216H192V214H191ZM119 217H120V214H119ZM123 217L125 218L126 215H124ZM127 217H128V215H127ZM155 217H156V215H155ZM159 217H158V218H159ZM162 217H164V216H162ZM197 217H198V215H197ZM247 217H248V216H247ZM252 217H254V215H253ZM258 217H257V218H258ZM262 217H264V216L262 215ZM9 218H10V217H9ZM11 218H12V217H11ZM13 218L15 219V217H13ZM108 218H109V217H108ZM110 218H112V216H111ZM110 218H109V219H110ZM152 218H153V217H152ZM100 219H101V218H100ZM102 219H103V218H102ZM106 219H107V216H105V219H104V220H106ZM127 219H128V218H127ZM142 219H143V218H142ZM154 219H155V218H154ZM243 219H244V218H243ZM259 219H260V218H259ZM262 219H263V218H262ZM11 220H12V219H11ZM111 220H112V219H111ZM123 220H124V219H123ZM130 220H131V219H130ZM130 220H129V222H130ZM186 220H188V218H186ZM244 220H245V219H244ZM260 220H261V219H260ZM107 221H108V220H107ZM248 221H249V220H248ZM8 222H9V221H8ZM102 222H103V221H102ZM116 223H117V222H116ZM118 223H120V222H118ZM12 224H13V223H12ZM14 224H15V221H14ZM111 224H112V223H111ZM47 225H48V224H47ZM223 225H224V224H223ZM11 226H12V225H11ZM45 226H46V225H45ZM161 227H162V226H161ZM222 227H223V226H222ZM224 227H225V226H224ZM9 228H10V226H9ZM159 228H160V227H159ZM227 228H228V227H227ZM163 229H165V228H163ZM222 229H224V228H222ZM98 230H99V229H98ZM225 230L229 231L228 229H225ZM11 231H12V229H11ZM13 231H14V230H13ZM17 231H19V230L17 229ZM96 231H97V230H96ZM134 231H135V230H134ZM149 231H150V229H149ZM149 231H148V234H149ZM152 231H154V230L152 229ZM165 231H166V229H165ZM222 231H223V230H222ZM9 232H10V231H9ZM20 232H21V229H20ZM102 232H103V231H102ZM108 232H109V231H108ZM118 232L121 233V231H118ZM118 232H116V234H117ZM135 232H136V231H135ZM155 232H156V230H155ZM155 232H154V234H155ZM6 233H7V231L5 232V234H6ZM25 233H26V232H25ZM113 233H114V235H115V232H113ZM129 233H130V232H129ZM142 233H143V235H144V234H147V232L145 233V230H144V232H143V230H142ZM228 233H229V232H228ZM14 234H15L14 232H13V234H11V235H12V238H13V235H14ZM109 234H110V233H109ZM111 234H112V232H111ZM154 234L152 233V238L155 237L157 233H156L155 235H154ZM163 234H164V233H163ZM219 234H220V232H219ZM117 235H118V234H117ZM134 235H135V234H134ZM138 235H139V234H138ZM220 235H221V234H220ZM8 236H9V234H8ZM21 236H22V237L24 236V233H23V232L21 233ZM72 236H73V235H72ZM78 236H79V235H78ZM111 236H112V235H111ZM115 236H116V235H115ZM211 236H212V234H211ZM225 236H226V233H225ZM228 236H229V235H228ZM19 237H20V235L18 236V239H19ZM22 237H21V238H22ZM113 237H114V236H113ZM149 237L151 238V231H150V235H149ZM157 237H159V233L157 234ZM160 237H161V234H160ZM162 237H163V236H162ZM215 237H216V236H215ZM221 237L223 238L222 235H221ZM229 237H230V236H229ZM25 238H27V236H25ZM79 238H80V237H79ZM91 238H92V237H91ZM91 238H90V239H91ZM106 238H107V236H106ZM119 238H120V237H119ZM122 238H124V237H122ZM127 238H128V237H127ZM127 238H126V240L128 241L129 238H128V239H127ZM165 238H166V236H165ZM222 238H221V239H222ZM28 239H29V237L27 238V241H28ZM70 239H71V238H70ZM73 239H74V241H75V238H73ZM81 239H83V238L81 237ZM102 239H103V237H102ZM104 239H105V238H104ZM144 239H145V236H144L143 240H144ZM162 239H163V238L159 239V241H158V238H157V241L160 242V240H162ZM166 239L168 240V238H166ZM171 239H172V237H171ZM231 239H232V238H231ZM21 240L23 241V239H21ZM78 240L80 241V239H78ZM100 240H101V238H100ZM121 240H122V239H121ZM173 240H174V241H173ZM208 240H209V239H208ZM25 241H26V240H25ZM71 241H72V239H71ZM102 241H103V240H102ZM124 241H125V240H124ZM172 241L175 243V238L172 239ZM199 241H200V240H199ZM217 241H218V240H217ZM224 241H225V240H224ZM227 241H228V240H227ZM238 241H239V239H238ZM11 242H12V241H11ZM66 242H67V241H66ZM76 242H77V241H75V243H76ZM128 242H129V241H128ZM130 242H132V240H131ZM144 242H146V239L144 240ZM149 242H151V240H149ZM149 242H148V240H147V243H149ZM158 242H157V243H158ZM176 242H177V239H176ZM197 242H198V241H197ZM220 242H221V241H220ZM220 242H219V243H220ZM230 242H232V240H231ZM233 242H234V240H233ZM239 242H240V241H239ZM246 242H247V241H246ZM12 243H13V242H12ZM125 243H126V241H125ZM133 243H134V242H133ZM154 243H155V241H154ZM157 243H156V245H157ZM165 243H166V240H165ZM169 243H170V241L168 242V244H169ZM227 243H228V242H227ZM240 243L242 244V242H240ZM244 243H245V241H244V239H243V244H244ZM5 244H6V242H5ZM14 244L16 245V243H14ZM18 244H20V246L22 245V243H19V241H18ZM24 244H25V243H24V241H23V245H24ZM86 244H87V243H86ZM112 244H113V243H112ZM151 244H152V242H151ZM161 244H162V242H161ZM230 244H231V243H230ZM230 244H229V245H230ZM235 244H238V243H234V247H233V243H232V247L230 246V251H231V252H232V250H231L232 248H233V250L235 249ZM241 244H238V246L236 247L237 250H238V247L240 248V245H241ZM28 245H29V244H28ZM67 245H68V244H67ZM70 245H71V244H70ZM72 245H73V241H72ZM80 245H81V243H80ZM141 245H142V243H141ZM222 245H223V244H221V246H222ZM224 245H225V244H224ZM226 245L228 246V244H226ZM250 245H251V243H250ZM250 245H249V246H250ZM17 246H18V245H17ZM119 246H120V245H119ZM127 246H128V243H127ZM146 246H148V245H146ZM159 246H160V245H159ZM166 246H167V245H166ZM177 246H178V245H177ZM204 246H206V245H202L203 248H204ZM211 246H212V245H211ZM242 246H243V245H242ZM247 246H248V243H247ZM247 246H246V248H245V244H244V250H246V254H245V256H247V253H248V251H247ZM249 246H248V247H249ZM256 246H257V245H256ZM259 246H260V245H259ZM259 246H258V247H259ZM1 247H2V246H1ZM5 247H6V246H5ZM64 247H65V249H66L67 246L65 245ZM75 247H76V246H75ZM120 247H121V246H120ZM142 247H143V246H141L140 249H142ZM149 247H150V245H149ZM202 247H201V249H202ZM214 247H215V245H214ZM22 248H23V247H22ZM71 248H72V247H71ZM87 248H88V247H87ZM106 248H109V247H106ZM106 248H105V249H106ZM165 248H166V247H165ZM172 248H173V247H172ZM181 248H182V247H181ZM187 248H188V247H187ZM206 248H209V247H206ZM206 248H205V249H206ZM217 248H218V247H217ZM242 248H243V247H242ZM242 248H241V250H242ZM250 248L252 249V246H251ZM260 248H261V247H260ZM91 249H93V248H91ZM110 249L113 250V248H110ZM145 249H146V247H145ZM145 249H144V250H145ZM153 249H154V247H153ZM153 249H152V250H153ZM209 249H210V248H209ZM209 249H208V250H209ZM254 249H255V248H254ZM257 249H258V248H257ZM257 249H256V253H258V250H257ZM89 250H90V249H89ZM114 250H115V249H114ZM116 250H117V249H116ZM116 250H115V251H116ZM133 250H134V249H133ZM144 250H142V251H144ZM175 250H176V248H175ZM178 250H179V247H178ZM182 250H183V248H182ZM212 250H213V248H212ZM252 250H253V249H252ZM4 251H5V250H4ZM94 251H95V249H94ZM97 251H98V254H101V253H100V248H99V250H97ZM106 251H107V249H106ZM108 251H109V250H108ZM146 251H148V250L146 249ZM146 251H145L144 253H147ZM173 251H174V250H173ZM180 251H181V250H179V252H180ZM224 251H225V247H224ZM226 251H227V250H226ZM242 251H243V250H242ZM253 251H254V250H253ZM253 251H252V253H253ZM6 252H7V249H6ZM28 252H30V251L28 250ZM102 252H103V251H102ZM116 252H117V251H116ZM134 252H135V250H134ZM259 252H260V251H259ZM0 253H1V252H0ZM3 253H4V252H3ZM7 253H8V252H7ZM88 253H92V250H91V251H88ZM95 253H97V252H95ZM95 253H93V254H95ZM106 253H107V252H106ZM149 253H150V252H149ZM156 253H157V252H156ZM168 253H169V252H168ZM183 253H184V251H183ZM211 253H212V252H211ZM227 253H228V252H227ZM235 253H236V250H235ZM244 253H245V252H244ZM16 254H17V253H16ZM18 254H19V252H18ZM78 254H79V252H78ZM98 254H97V256H98ZM162 254H163V253H162ZM170 254H171V253H170ZM181 254H182V252H181ZM263 254H264V252H263ZM3 255H4V254H3ZM104 255H105V254H104ZM116 255H117V254H116ZM126 255H127V254H126ZM128 255H129V254H128ZM131 255H132V254H131ZM136 255H137V254H135V256H132V258L135 257V259L137 260ZM147 255H148V254H147ZM154 255H155V254H154ZM154 255L152 254V256H154ZM172 255H173V254H172ZM190 255H191V254H190ZM250 255H251V250H250V254H249V256H250ZM209 256H210V254H209ZM237 256H238V255H237ZM240 256H241V255H240ZM243 256H244V255H243ZM259 256L261 257L262 255L259 254ZM10 257L12 258V257H14V256H10ZM102 257H103V256H102ZM105 257H107V256L105 255ZM111 257H112V256H111ZM124 257H125V256H124ZM183 257H184V256H183ZM203 257H204V255H203ZM231 257H233V256L231 255ZM247 257H248V256H247ZM254 257H255V256H254ZM262 257L264 258V255H263ZM4 258H5V257H4ZM76 258H77V257H76ZM85 258H86V257H85ZM97 258L99 259V257H97ZM117 258H118V260H121V259H119V257H117ZM117 258H116V260H117ZM146 258H147V257H146ZM148 258H149V257H148ZM176 258H177V257H176ZM236 258H237V257H236ZM238 258H239V257H238ZM257 258H258V257H257ZM77 259H78V258H77ZM112 259H113V258H112ZM127 259H128V257H127ZM140 259H141V258H140ZM143 259H144V258H143ZM150 259H151V258H150ZM162 259H163V258H162ZM173 259H174V257H173ZM185 259H186V257H185ZM208 259H209V258H208ZM250 259H251V257H250ZM260 259H261V258H260ZM68 260H69V259H68ZM124 260H125V259H124ZM146 260H147V259H146ZM234 260H236V259H234ZM251 260H252V259H251ZM106 261H107V259H106ZM141 261H142V260H141ZM170 261H173V260L170 259ZM188 261H189V260H188ZM212 261H213V260H212ZM212 261H211V262H212ZM243 261H244V260H243ZM259 261H261V260H259ZM75 262H76V259H75ZM78 262H80L79 259H78L77 263H78ZM139 262H140V261H139ZM162 262H163V261H162ZM164 262H165V260H164ZM181 262H182V260H181ZM183 262H184V261H183ZM208 262H209V261H208ZM253 262H254V261H253ZM263 262H264V259H263ZM115 263H116V261H115ZM115 263H114V264H115ZM135 263H136V262H135ZM174 263H175V262H174ZM178 263H179V262H178ZM243 263H244V262H243ZM137 264H138V263H137ZM142 264H143V262H142ZM144 264H145V262H144ZM175 264H176V263H175ZM210 264H211V263H210ZM255 264H256V263H255ZM257 264H258V263H257ZM261 264H263V263H261Z\"/></svg>", "mask_w": 264, "mask_h": 264}]
</instances>
